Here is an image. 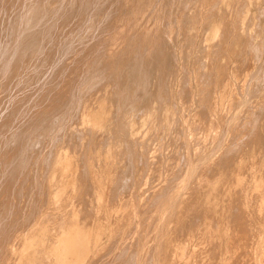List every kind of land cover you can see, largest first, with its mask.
<instances>
[{
	"label": "rangeland",
	"instance_id": "1",
	"mask_svg": "<svg viewBox=\"0 0 264 264\" xmlns=\"http://www.w3.org/2000/svg\"><path fill=\"white\" fill-rule=\"evenodd\" d=\"M10 1L13 2L12 0H10ZM38 1H42V0H37V3H35L36 0H14L15 4H14V2L11 3V5L13 7H10L11 5H10L9 0H8V2H7V0L6 1L0 0V16H1L0 17V120L3 119V121H0V125L3 126V127L0 126L2 129V130H0V131H2V132H0L1 133L0 134V144H1L0 145V162H1V164H0V176H1V174H3L4 176L7 174V177H8V178H6V176L4 178H3V176L0 177V183L2 185V186L0 185V194H2L0 196L3 198V200H2V198L0 197V205H1L0 206L1 207L0 208V227L3 228V229L0 228V234L3 233L5 235L4 236L2 234V239L0 238L1 239L0 240V249L4 245L3 249L5 251L4 252L1 249L2 250V252H1V250H0V264H10V262H11V264H54V263L57 264L56 261L58 262V264H63L64 262H61V260L58 259V256H59L58 253L59 252L57 251V247L60 246V244L58 245L59 242H58L57 238L65 237V235H64V233H62V231L57 232L59 230L58 227L60 228V226L62 224H63L62 226L64 228H66L65 226L67 224H68L67 228H68V226H69V228L71 227L70 229L68 228L67 231H69V230L73 231V228L79 229V227L80 228L83 227L86 229L87 233L89 234V235H87L89 237L86 238V240H85V241H87V240L89 241L87 243L85 242V244H87L88 247L85 250L82 249L85 245L84 244L82 246V248L80 249L81 255H79V257L76 256L75 258L71 257L69 260L72 259V261H73V258H74V261L68 262V260H67V261H65L66 263H64V264H69V263L78 264L80 262V260L82 259V258H80L82 256L83 257L85 256V258H84L85 260L82 264H91V263H93V264H126L127 261H129L130 262L129 264H131L132 259H130V258H132L133 253H134L133 254L134 259H133L132 264H164V263L165 264H171L172 262H173V264H183V263L184 264H205V261L207 259L208 260L206 261L207 262L206 264H233V262H234L233 260H235L234 258H236V260H238L239 264H264V222H263L264 221V215H263L264 214V182H263L264 181V177H263V175H264V161H263L264 160L263 159L264 152L262 150V149H264V142H262V141H264V137H263L264 135H262V134H264V130H263L264 129V122L261 123V119H260V118L264 119V116H263L264 112L262 113V111L264 109V78L261 80V82L255 81L257 76L259 75L257 73H259L261 70H264V69H262L264 67L263 66L264 65V0H253L254 4L249 3V2L247 3L246 0H230L229 4H232V5H231V7L229 5V7L227 9L223 7V4H221L220 0H192V1L191 0H183V1L182 0H58V1L57 0H55V1L54 0H50V1L44 0V2H46V3L48 1L49 5H48V3L44 4L43 1L42 2H38ZM5 2L7 4V6H6ZM50 2H54V3H50ZM35 4H36L37 8H36ZM39 4H40V6H39ZM216 5H218V6H216ZM2 6H4L6 9L4 7L2 8ZM14 6H16L15 8L17 10L19 9V11H16ZM30 6H31V8H30ZM210 6H211V8L212 7L213 8L211 9ZM7 7H10L9 10ZM33 8L36 11H33ZM1 9H2V11H1ZM3 10H5V12H3ZM7 10H8V12H7L8 14L6 13ZM11 10H12V12H11ZM14 10L16 11V12H14V14L16 15L15 17L13 14ZM67 10L69 11V13ZM222 10H223V12H222ZM62 11H63V13H62ZM210 11H213L214 13L216 11L215 16L217 19H219L218 21L221 22L222 33L220 34L219 42H217V45L220 46V49H219V46L216 45L215 51L218 53H216L214 51L212 57H210V58H212V61L214 64H215V60L217 59L216 60L217 64L214 65L211 62V59H209L205 66L208 65V67L209 66L210 67L205 68V70L207 71L206 74L201 75V73L204 70L201 67H199L200 60L202 59V56L205 54V52H204L205 47L209 44L210 41H212L211 36H210V30H209V24L211 23V20H212L211 16L209 15ZM10 12H11V14H10ZM17 12H18V15H17ZM204 12H205V14H204ZM36 13L39 15L37 16ZM48 15H49V17H48ZM5 16H8V18ZM16 17H17V19H16ZM62 17L65 20V22H64V20H61ZM221 17H223V18H221ZM245 17H246V19H248L249 21H252L255 24L253 33H251L252 35H250L249 37L247 35H243L240 28H239V31L237 29L238 28L237 23H236L237 20L239 19V21H241ZM208 18H210V19H208ZM47 19H48V21H47ZM11 21H13V23H11ZM234 21H235V23H234ZM42 23H44V24H42ZM12 24H13V26H12ZM46 25L49 26V29L47 32H45L46 29L48 28V26L46 27ZM239 26H240V24H239ZM231 29H232V32H231ZM1 30H2V32L4 31V34L1 33ZM32 31H33V33H32ZM50 31H51V33H49ZM29 32H31L30 35H29ZM34 32H35V34L36 33L39 34V35H36L39 38L34 35ZM45 33H47V34H45ZM75 33H77V34H75ZM73 34H74V36H73ZM46 35H48V37H46ZM53 35H54V37H53ZM68 36L70 38L72 37L74 39L69 40L70 38ZM85 36H86V38H85ZM224 36H225V39H224ZM76 37H77V39H76ZM43 38H45L46 41ZM52 38H53V40H52ZM9 39H11V40H9ZM252 39H253V41H252ZM64 40H66V41L64 42ZM5 41H6V43H5ZM49 41H50V43H48ZM66 42H67V46H66ZM21 44L23 46H25V44H26V46L28 48L26 46L25 47L20 46ZM42 44H44V45H42ZM221 45L224 49L221 47ZM60 46L63 49H60ZM65 48H66V50H65ZM200 49L201 50L203 49V51H201ZM58 50H60V51H58ZM219 51L220 52L223 51V52L219 53ZM27 52L29 55L27 54ZM26 54H27V57H26ZM56 54H59V56L57 57ZM21 55H22V57H21ZM139 55L141 58L139 57ZM214 56H216V57H214ZM220 56H221V58H220ZM228 57H230V58H228ZM3 58H5V59H3ZM14 58L15 59L17 58V59L15 60ZM198 59H200V60H198ZM195 60H196V62H195ZM225 60H227L228 62H226ZM223 61H225L226 63H224ZM15 62H16V64H15ZM78 62L80 64H78ZM237 62H239V64ZM23 63L25 64V66ZM63 63L66 65V67ZM73 63H75V64H73ZM48 64H50V65H48ZM87 65H90V66H87ZM71 66H75V68L72 69L73 67H71ZM85 66L89 67V68L91 67V68L87 69V68H85ZM127 66H128V69H127ZM15 67H16V71H15ZM60 67H61V69H60ZM69 67H71V68L67 69ZM22 68H24V69H22ZM63 68L64 69L66 68V69L64 70ZM216 68L218 69V71ZM10 69L11 70L13 69L12 73L11 72L8 73ZM56 69H57V71L61 70L60 71L61 73H58L56 71ZM62 69H63V72H62ZM208 69H210V70H208ZM78 70H80L81 72ZM83 70H86V71H84L85 74H83V72H82ZM87 70L89 72H87ZM194 70H195V72H194ZM231 70L234 72L237 70L238 72L237 73L235 72V76H234V72H232ZM55 71L58 73V75ZM67 71L68 72L70 71V72L68 73ZM71 71H72V73H71ZM77 71H78V73H76ZM139 71L142 73H140ZM18 72H19V74H17ZM53 72L56 74H52ZM74 72L79 76L74 74ZM190 72L193 75H191ZM215 72H216V74L217 73L218 74L216 75ZM64 73H65V75H64ZM9 74H13V75H10L11 78L9 77ZM30 74H32V75H30ZM35 74H37L41 77H38ZM66 74L69 76V78L66 76ZM199 74H200V76H199ZM94 75H96V77ZM215 75H216V77H215ZM219 75H221V76H219ZM88 76H90V77H88ZM140 76H141V78H140ZM34 77H35V80L37 79L36 82H35V80L33 81ZM53 77L56 78L57 81ZM62 77H64V78H62ZM207 77H209V78H207ZM217 77H218V79H217ZM231 77H232V79H231ZM263 77H264V73H263ZM7 78H8V81H7ZM23 78H24V80H23ZM76 78H77V80H76ZM159 78H161V79L159 80ZM9 79H12V80H9ZM25 79H26V81L28 79V81L26 82ZM52 79H53V82H52ZM63 79H66L67 81L63 80ZM92 79H93V81L91 82ZM141 79H144V80H141ZM211 79H212V81H211ZM223 79H225V80H223ZM29 80H31V82ZM200 80H202V81H200ZM13 81H15V82H13ZM32 81L35 83H33ZM62 81L67 82V85L65 84V82L62 83ZM72 81H74V83H72ZM95 81H96V83H95ZM228 81L231 83H229ZM224 82H225V84L227 83V86L224 84L225 87L223 85ZM241 82H242V84H241ZM1 83H3V85ZM7 83H8V85H7ZM25 83H28V84L26 85ZM201 83H202V85H201ZM208 83H210V84H208ZM22 84L26 85V86H23ZM60 84L62 85V87ZM63 84H64V86H66V90H67V86H68L67 91L64 90L65 87L63 86ZM231 84L234 87L230 86ZM20 86H21V88H20ZM46 86H47V88H46ZM71 86H72V89H71ZM91 86H92V88H91ZM99 86H102V88ZM236 86H237V88H236ZM1 87H2V89H1ZM50 87L52 90H49ZM138 87L140 88V90ZM207 87L209 88L208 90H207ZM227 87H229V88H227ZM36 88H37V90H36ZM62 88H64V89H62ZM80 88H81V90H80ZM225 88H227V90ZM240 88H241V90H240ZM9 89H10V91H9ZM33 89H35V90H33ZM74 89H75V91H74ZM101 89H103V90H101ZM233 89L236 91H234ZM29 90H31V91H29ZM70 90H71V92H70ZM77 90L80 92L77 93ZM130 90H131V92H130ZM228 90H229L230 94L228 93ZM33 91H35L34 94L32 93ZM45 91H47V92H45ZM183 91L186 93H183ZM42 92H45V93L41 94ZM52 92H57L56 93L57 95L55 93H52ZM203 92H204V94L206 93L205 96H204V94H202ZM37 93L38 94L40 93V94L38 95ZM65 93L67 94L66 96H65ZM5 94H6V96H5ZM26 94L27 95L29 94L31 97L27 96ZM50 94H53V95H50ZM59 94L61 95V98H60V96H58ZM71 94H74V95H71ZM185 94H186V96L188 94L189 98L185 97V100H184V98H182V97H184ZM211 94H213V96ZM218 94L222 96V99H223V96L226 95L224 97L223 102L220 98L221 96H219ZM228 94H229V96H228ZM36 95H37V97H36ZM46 95H47L48 101L51 99V97L52 98L54 97L56 100L54 99L53 101L51 100V101L47 102V99H45ZM206 95H208V97ZM233 95H235V96L232 97ZM4 96L6 97V99ZM21 96H24L25 99H26V97H28L26 99L27 102L24 100L23 97L21 98ZM39 96H40V98L45 97L44 98L45 101L42 100L43 98L40 99ZM63 96L65 97V99ZM81 96H83V97H81ZM217 96H219V98ZM236 96H237V98H236ZM49 97H50V99H49ZM17 98H19V99H17ZM37 98H38V100H37ZM108 98H110V99H108ZM197 98L198 99L200 98V100H198ZM227 98H228V101H227ZM231 98H232V101H231ZM4 99H5V101H4ZM33 99H35L34 101L37 100V103L41 104V105L34 107L38 104L36 102H35L36 103L35 104ZM186 99L188 102L186 101ZM210 99H212V101ZM214 99H216V100H214ZM258 99H260V100H258ZM6 100H7V102H6ZM15 100L18 102V104H16L17 102H14ZM41 100L44 102L42 103ZM225 100H226V103L228 105L226 103H224ZM39 101H40V103H39ZM62 101H63V103H62ZM183 101H185L186 103ZM199 101H200V103H199ZM217 101H218V104H217ZM229 101L231 104L228 103ZM258 101L261 103H259ZM201 102L203 105L201 104ZM219 102L220 103L222 102L224 104V106H226V107L228 106L229 108H230V105H232V107H231L232 109L230 108V110H229V113L231 116H229V118H228V122H227L228 128L226 127L227 130L226 129L223 130L224 127L221 124L224 125V122L221 119L214 120L215 122L212 123L213 129L215 130L214 131V137H212L213 139L207 138L210 140V141L209 140L207 141V139H205L204 135H205L206 131L209 129V127L207 125V123L209 124V122H208L209 118L208 117H209L210 112L212 111V108L215 107V104L219 105L220 104ZM46 103H47V107L49 109H52V108L56 109V107L58 106L60 109V112H59V110H57L58 107L56 110L52 109L53 111L47 109ZM48 103L50 104L49 106H48ZM222 103L219 105L220 108L217 106L215 108H217L218 110H220L221 108H225V107L221 106V105H223ZM252 103L253 104L257 103L256 105H258V106H256L254 104V107H253ZM51 104H53V105L51 106ZM204 104H206V105H204ZM233 104H235V105H233ZM10 105H12V106H10ZM16 105L19 108H17ZM28 105H32L33 107H30ZM55 105H56V107H54ZM184 105H186V107ZM44 106L46 107V109L44 108ZM203 106H204V110L202 112ZM13 107H16V108H13ZM42 107H43V110L48 111V112L44 111L46 114L47 113L49 114V112L51 113L49 115H52V112L56 111L55 113H53L54 116L56 114V118H54V116H49L48 114H47L48 116L47 115L45 116L44 115L45 113L42 112L43 110L41 111ZM196 107H198V109ZM11 108L13 110H11ZM207 108L208 109L210 108V109L208 110ZM250 108H253V109H250ZM16 109H18V110H16ZM23 109H24V112H23ZM8 110H9V114H8ZM10 110H11V112H10ZM38 110L41 111L40 112L42 115L41 118H44L43 120H41V122H39L40 113L38 112ZM71 110L73 113L71 112ZM248 110H251V111H248ZM255 110H256V112H255ZM257 110H258V112H257ZM13 111H15V114ZM207 111L209 112V114H207L208 113ZM30 112H32L31 115L35 114V112H36L35 115H36V117H38L36 119L37 120L39 119V120L37 121L34 118L35 115L34 116L32 115L33 116L32 117L30 115ZM63 112H65V113L62 116ZM11 113H13V116ZM204 113H206L207 115L206 114L203 115ZM198 114L200 116H198ZM2 115H4V116L2 117ZM7 115L8 116L11 115L9 118L12 119V117H13V119L10 120L9 118H5V117H8ZM65 115L67 116L66 118H65ZM195 115H196V117H195ZM204 116H206V118ZM256 116H258V117H256ZM46 117H48L46 119L47 122L49 121V124L52 123L50 126L45 121ZM51 117H53V118H51ZM183 117H184V119H183ZM67 118H68V120H67ZM195 118H197L198 120L200 119V120L198 121ZM242 118L244 120H242ZM19 119L20 120L22 119V120L19 121ZM28 119H30L29 120L30 122L28 121ZM204 119H206V121ZM245 119H246V121H245ZM8 120L10 121V123ZM24 120L28 121L29 123H31V122L35 123L37 121L36 122L37 124L35 123V125L38 126V124H40L38 126L39 128L36 126L38 129L35 128V131H34L33 130L34 129V127H33L34 123H31L32 124V125H30L31 128H29V125L27 126L28 122H26ZM50 120H52V122ZM195 120H196V123H195ZM6 121L8 122L9 125L5 124ZM62 121H64V122H62ZM253 121H254V123H253ZM53 122H54V124H53ZM55 122H56V124H55ZM189 122H190V125H189ZM220 122H222V123H220ZM238 122H239V124H238ZM241 122H243V123H241ZM15 123H17L20 126H18L17 124L14 125ZM21 123L23 124V126L21 125ZM257 123L261 124L260 127H259V124H257ZM243 124H244L245 128L243 127ZM52 125H53V128L51 127ZM66 125L67 126L69 125V126L67 127ZM183 125H184V127H183ZM216 125L217 126L220 125V126L217 127ZM13 126L15 129L13 128ZM65 126H66V128H65ZM189 126H190V128H189ZM206 126L208 128H206ZM5 127H6V130H5ZM25 127H26L27 132L29 131V129H32V127H33V129L28 132L30 134V136L33 135L34 139H32V141H30L32 136L30 137L26 132H23V133L21 132V131H24ZM46 127L49 128V130ZM74 127H75V129H74ZM215 127H216V129H215ZM258 127H259V129H258ZM44 128L47 129V130L46 129L45 130L48 133L43 132V131H45ZM83 128L85 130H83ZM179 128H180V130H179ZM192 128H194L195 130ZM200 128H204L206 130L200 129ZM251 128L253 130H251ZM16 129H17V131H16ZM78 129L80 131V135H79ZM254 129H255L256 135L253 132ZM36 130H38V131L36 132ZM39 130H41V133ZM58 130H60V131H58ZM66 130H68V132ZM178 130H179V133H178ZM188 130L191 132H189ZM193 130H194V132H193ZM259 130H260V132H257ZM4 131H6V132H4ZM115 131H116V133H115ZM199 131L201 132V134H198ZM229 131H232V132L229 133ZM261 131H263V133ZM18 132H21L20 135ZM75 132H76V136L74 134ZM203 132H204V134H203ZM240 132H241V135H240ZM251 132H253V134H251ZM16 133L18 136L16 135ZM34 133H36V134H34ZM40 134H42L44 136L42 137V136H40ZM58 134H60V135H58ZM112 134H113V136H111ZM82 135L85 138H83ZM192 135H194V136H192ZM197 135H200V136L198 137ZM249 135L251 136V138L249 137ZM254 135L256 136V138L254 137ZM21 136H24V138H22V140L20 138ZM34 136H36V137H34ZM54 136H56L57 138H55ZM102 136H105V137H102ZM114 136H116V137L114 138ZM157 136H159L160 138L159 137L157 138ZM178 136H181V137H178ZM201 136L205 142L204 141L200 142L199 139H201ZM16 137L18 139H16ZM59 137H60V139H59ZM228 137H229V140H228ZM252 137L255 138L256 140L255 139L252 140L253 139ZM4 138H6L7 141H5ZM94 138H95V140H93ZM220 138H221V140H220ZM26 139H27V141H26ZM28 139H30V140L28 141ZM65 139H67V140H65ZM79 139H80V142H78ZM81 139H83L84 141ZM101 139H103L104 142ZM180 139H181V141H180ZM261 139H262V141H261ZM18 140H19V142H18ZM96 140H98V142ZM169 140L171 141V143H169L170 142ZM226 140L228 142H226ZM258 140H259V142H258ZM62 141L63 142L65 141V142L63 143ZM68 141H69V143H68ZM176 141H178V142H176ZM229 141H230V143H229ZM248 141L250 143H248ZM254 141L256 142V145H255ZM25 142H27V143L24 145ZM252 142H254L253 146L251 145ZM96 143H98V144H96ZM105 143H106V145H105ZM260 143L263 145H261ZM11 144H13V147ZM20 144L23 147H20ZM67 144L69 145V147H72V146H74V147L69 148ZM95 144H96V146H95ZM175 144H177V145L179 144V145L177 146ZM17 145L19 146L18 148H17ZM199 145H200L201 150L198 149ZM249 145H251V146H249ZM158 146H160V147H158ZM231 146H234V147H231ZM11 147L13 148L12 150H11ZM67 147L69 148L70 152L75 151L74 154H73V152H71L72 155L69 154L70 153V152H68L69 150H66ZM203 147H205V148H203ZM224 147H225V149H224ZM250 147H252V148H250ZM77 148H79V149H77ZM169 148H170V150H169ZM174 148H176V149H174ZM247 148L251 149V150H246ZM239 149H243V150H239ZM16 150H17V153L21 150V153L19 155L16 154ZM190 150H191V152H190ZM193 150H195V151H193ZM255 150L256 151L259 150L260 153H259V151L257 153ZM231 151H232V154H230ZM240 151H241V153H240ZM243 151H244V153H242ZM59 152H61V154ZM245 152L246 153L249 152V153L245 154ZM9 153H11V157H10ZM155 153H157V154H155ZM220 153H223V154L220 155ZM68 154H69V157L72 156L73 158H71V157L69 158ZM174 154H176V155H174ZM180 154L182 157L180 156ZM238 154H241L242 156L241 155L239 156ZM7 155H9V156H7ZM12 155L14 157H16V159H14ZM172 155L174 157H172ZM217 155H219V156H217ZM246 155H249V158H247ZM254 155L258 159H256ZM257 155L260 157V159H263V160L259 161V157H257ZM4 156H6V158ZM60 156H61V158H60ZM80 156L82 158H80ZM176 156H178V157H176ZM221 156H223V157H221ZM227 156H229V158ZM253 156L255 159L252 158ZM3 157L5 159H8L7 157H9L12 160L11 161H10V159L5 160ZM169 157H170V159H169ZM220 157L224 160V163L226 162L227 164H229L228 166L231 168V170H232V168L233 169L235 168L234 169L235 171H236V169L240 170L242 167H245V164L247 165V169L242 168L241 173H240V171H239V173H237L238 170L236 172L234 170H232L234 172L235 176H236V174H237V176H239V177H237V176L235 177L233 175V172H231L230 168L227 166V164L222 163L223 160ZM225 157H227V159H226L227 161L228 160H230V161L227 162L224 159ZM237 157H240L242 159H240V158L237 159ZM155 158L157 159V161ZM231 158H233V159H231ZM18 159L20 162L17 161ZM21 159L23 160V164L21 163L22 162ZM60 159H62L63 164L59 163ZM125 159H126V162H125ZM175 159H177V160H175ZM179 159H180L181 163L179 162ZM245 159H249V163ZM250 159H251V162H250ZM13 160L15 161V164L20 165L22 170H20V168H19L20 171L17 170L19 165L13 166L14 165ZM79 160H81V161H79ZM220 160L222 162H220ZM240 160L241 161L243 160V161L240 162ZM16 161H17V163H16ZM153 161H156V163ZM170 161H172V162H170ZM195 161H196V164H193V163H195ZM246 161H247V163L244 164V162H246ZM253 161L255 163V166L253 165L254 164ZM257 161H259L260 164ZM261 161H263V163ZM80 162L82 163V165ZM177 162H178V164H177ZM232 162L234 163L235 166L233 165ZM157 163L160 166L156 165ZM256 163H258L259 165ZM181 164H182V166H181ZM207 164H210L211 166L208 165L209 166L208 167ZM238 164H239V167H238ZM249 164H252V165L249 166ZM22 165H24V167H22ZM79 165H81V166H79ZM154 165H156L157 167L159 166L158 169H160V170H157V168H155L156 166H154ZM203 165L206 166L208 171L206 170V168ZM225 165L227 167V168L225 167V169L227 171L226 170L222 171L224 169ZM236 165L238 168L236 167ZM256 165H258V167ZM1 166H2V168H1ZM100 166L102 167V169ZM127 166H128V168H126ZM248 166L250 168H248ZM81 167H82V169H81ZM152 167H154V169H156V170H153ZM182 167H183L184 171H182ZM210 167H212L211 168L212 170L210 169ZM251 167L253 169H251ZM78 168H80V169H78ZM216 168H218L217 171H216ZM256 168H259V169H256ZM3 169H5L4 172H3ZM127 169H129V171L127 172V175H128V173H129V175L125 176ZM203 169H204V171L202 172L201 170H203ZM10 170L14 173H12ZM81 170L84 171V174L80 173ZM118 170H120V171H118ZM218 170H220V171L218 172ZM242 170H244V172H247V173L242 174V172H243ZM245 170H247V171H245ZM251 170H253V171H251ZM5 171H6V173H5ZM179 171H180V173H179ZM212 171L214 172L213 173L214 175H212ZM9 172H10L11 176H13L12 174H16L18 172L16 174L17 178H16V175H14L15 177L14 176L13 177L8 176ZM78 172H79V174H78ZM215 172L219 173V175H217ZM225 172H228V174ZM26 173H27V175H26ZM69 173L71 176H68ZM223 173H225V176H220V175H224ZM229 173L232 175V177ZM155 174H157V175L159 174V175L156 176ZM238 174H240V175L242 174V175L240 176ZM246 174H248V175H246ZM258 174L261 176V178ZM227 175H228V177L230 175V180L235 179L234 180L235 183L238 181V179L241 180V181L239 180L237 182V183H239V185L235 184L234 181L231 180V183L233 182L232 184L233 185L235 184L237 186V189L241 190V191L239 190L240 192H238V190H236V186L232 187L231 184L228 183L230 181H228L229 178L226 177ZM256 175H258L259 178L256 177ZM22 176H25V177H22ZM66 176H67V178H66ZM82 176H83V178H81ZM155 176H156V178L158 177V180L154 179ZM177 176H179V178ZM198 176H201V177H198ZM215 176H216V178H214ZM243 176H244V178H243ZM85 177L87 178V181L85 180L86 179ZM217 177H219L220 179H218ZM225 177L228 180H226ZM190 178H191V180H190ZM199 178H201V179H199ZM204 178H206L205 181H202V180H204ZM211 178L213 179L212 181H211ZM221 178L225 179L226 185L228 186V184H229L228 187L232 191H230V189L228 187H225L226 186L225 185L222 188L224 190L220 189L221 187L217 190L218 186H216V191H218V193L217 192H216V194L209 193L208 192L210 190L209 188L212 187L211 183L215 182L213 185H215L216 183L218 184L219 181H221ZM1 179H3V181L5 179V182H3ZM12 179H14V181ZM79 179L80 180L82 179V181H80ZM173 179H175V181ZM247 179H249V180L246 182ZM255 179H259V180H255ZM6 180L7 181L9 180L8 181L9 184L7 183ZM76 180H78L79 182H77ZM122 180H123V182H122ZM168 180H170V181H168ZM193 180H194V183H193ZM215 180H217V181H215ZM12 181H13V183H12ZM15 181H16V183H15ZM63 181H64V185H63ZM85 181L88 182L89 185H88V183H85ZM199 181H201L200 184L203 186V188L204 187L205 188L207 187V188L206 189H200L199 188L200 187ZM208 181H210V182H208ZM80 182L82 184H79ZM125 182H126V184H125ZM117 183H119V184H117ZM195 183H196V185H195ZM208 183H210V186ZM240 183H242V185ZM246 183H247V185H246ZM19 184H20V186H19ZM43 184H44V186H43ZM197 185H198V187H196ZM243 185H245L244 188H243ZM249 185H251V186H249ZM78 186H80V188ZM88 186H91V187H88ZM118 186H122V188L121 187L119 188ZM160 186H161L160 189L163 190L164 192H162L159 189ZM202 186H201V188H202ZM238 186L239 187L241 186V187L238 188ZM1 187H3L4 190H2ZM6 187L8 190L5 189ZM8 187H10V190ZM69 187H71V191H69L70 190ZM163 187L165 188V190L162 189ZM13 188H14V190H13ZM85 188H86V190H85ZM196 188H199V189H196ZM67 189H68L67 193L71 192L70 194H66ZM227 189H229V192ZM245 189H246V191H245ZM253 189H254V191H253ZM1 190H2V192H1ZM87 190L89 192L91 190L92 191H91V193H89ZM226 190L228 193H231L230 196H226V194H227ZM3 191L6 193L4 194ZM12 191H14V192H12ZM81 191H83V193L79 194ZM197 191H198V193H196ZM199 191H201L202 193ZM242 191H244V192H242ZM85 192H86V194H85ZM109 192H111V194ZM116 192L120 195H117ZM210 192H212V191H210ZM235 192L236 193L238 192V194L239 193L240 194L236 195ZM258 192H259V194H258ZM200 193H201V195H199ZM208 193L211 195H209ZM223 193L226 196L224 198L225 202H223V197H224V196H222ZM232 193L234 195H232ZM91 194H93V196ZM95 194H97V195H95ZM186 194H188V195H186ZM205 194L208 197L212 196V198H213V195L216 196L218 194L217 197L214 198L213 200L210 197L212 202L214 201L217 203L216 204L214 202L211 203V201L208 202L209 198L207 197L208 198L207 199L206 196H204ZM252 194H253V196H252ZM62 195L65 197H68V195H69V197H68L69 200L68 201H67V199L65 200V198ZM79 195L80 196L82 195L81 198L83 197V199H81ZM85 195H86V197H85ZM189 195L193 196V197L191 196L192 197L191 200H190L191 197ZM245 195H247V196H245ZM101 196H102V205H101V200H100ZM198 196H200V197H198ZM43 197H45V198H43ZM114 197H116L117 199ZM196 197L199 199H196ZM228 197H230V198L232 197V198L231 199L229 198V201H227ZM5 198H7V199H5ZM12 198H13V200L16 201V202L14 201V203L18 202L17 203L18 205L13 204ZM42 198H43V200H42ZM86 198H88V199L86 200ZM109 198H111V199H109ZM113 198H114V200H113ZM122 198H126V199L128 198L129 201L126 199H125L126 200L125 201ZM255 198H257V200ZM142 199H143V201H142ZM250 199L252 200V202ZM6 200H7V202H6ZM84 200H85V202H84ZM197 200H198V202H196ZM203 200L206 202H204ZM78 201L81 202L80 205H79ZM87 201L89 203H87ZM93 201L95 203H93ZM122 201H124V202H122ZM191 201H193V202H191ZM237 201H239V202H237ZM243 201H246V202H243ZM5 202H6V204L8 203L7 204L8 206L7 205L4 206ZM71 202H73V203H71ZM74 202H75V204H74ZM125 202H129V203H125ZM188 202H189V204H188ZM234 202H236L237 204L236 203L234 204ZM84 203H85V205H84ZM191 203H192V206H191ZM201 203H203V205ZM208 203L209 204L211 203L213 205L212 206L210 205L211 206L210 207ZM222 203L224 205L226 203V205L223 206ZM43 204H44V206H42ZM124 204H126V205H124ZM127 204H129V205H127ZM199 204L202 207L205 206L206 204L207 205H206V207H204L205 209H203ZM214 204H215V206H214ZM241 204H243V207L241 206ZM2 205H3V209H2ZM15 205L17 207H15ZM74 205H76V206L78 205V207L80 206L81 214L76 211V210H79V208L74 206ZM94 205H95V207H94ZM109 205H111V207ZM197 205H199V206H197ZM261 205H263V206H261ZM88 206H89L88 209L92 208L93 210L92 209L88 210L87 209ZM100 206H103V208L101 209L102 212L105 209L107 211V218L104 220H101V221H100L101 214L96 215L97 210ZM126 206L130 210H128L126 208ZM237 206H239V207H237ZM254 206H255V208H254ZM259 206H261V207H259ZM67 207L68 208L74 207L77 209L76 210L74 208L68 209ZM213 207H217L218 209L220 208L221 210L219 209L220 211L218 210V212H217V210H216L217 208H213ZM232 207H234V208H232ZM244 207L247 209H245ZM5 208L8 209V210L6 209L7 212L4 211ZM120 208L123 210H121ZM182 208H184V210ZM225 208H227V209L224 210ZM235 208H236V210H235ZM243 208H244V211H242ZM1 209L5 213H7V215L3 211H1ZM29 209H30V211L32 209L30 214L27 212V211H29ZM65 209H66V212L64 211ZM197 209H199L198 210L199 215H198V213H195V212H198V211H196ZM237 209H239L241 211H239ZM248 209H250V210L252 209V210L250 211ZM9 210L11 213L14 211L13 213H15V214L12 213L13 215H11ZM17 210H18V212H17ZM33 210L35 212H33ZM68 210L71 212L72 216H69V217L66 216L65 220L66 221H67V219L69 221L71 220V223L63 220L64 216L68 214V212H69ZM72 210L73 211L75 210V211L73 212ZM192 210H194V212ZM209 210H212L211 213L209 212ZM24 211H26V212H24ZM121 211L122 212L124 211V212L122 213ZM16 212L19 215H17ZM20 212H22V213H20ZM203 212H204V214H203ZM214 212H216L217 214H215ZM251 212H252V214H251ZM73 213H75V214L73 215ZM219 213L223 214L222 215L223 217L222 216L220 217L221 214H219ZM249 213H250V216H247ZM20 214L22 215L21 217H20ZM24 214H26V215H24ZM78 214H79V216H78ZM14 215H16L17 217ZM33 215H35V216H33ZM61 215L62 216L64 215L63 218L61 217ZM68 215H70V214H68ZM205 215H207V216H205ZM212 215H215V216L219 215L217 217L219 219H214L216 221H213V219L211 218ZM229 215H231V216L228 218ZM261 215H263V216H261ZM24 216L25 217L28 216V218L32 222L30 220H28L27 217L25 218ZM47 216H49V217L47 218ZM50 216H52V217H50ZM54 216H56L58 218L57 219L55 217L57 220H60V221L63 220L62 222H59L61 224H59L57 222L58 224L56 223L57 224L56 225L54 223V222H56V219L53 218ZM82 216L84 217V219ZM95 216H97L96 220H95ZM4 217H5L6 221H5V219H3ZM8 217H10V219ZM43 217L47 218L46 219L48 221V222L46 221L47 224L44 223L45 218H43ZM203 217H205L206 220L209 218L208 220H210V221H208V220H207L208 222L205 221V219ZM22 218L26 219L28 223L30 221L29 224H31V225H29L27 222H25V220H22ZM114 218L115 219L118 218V219L115 220ZM220 218H222V219H220ZM224 218H225V221H224ZM251 218H252V221H251ZM7 219L9 221L11 220L10 223H9V221H7ZM41 219H43V220H41ZM89 219H91L92 222L89 221ZM154 219H155V221H154ZM194 219H196V221L198 219L197 223H195L196 221H194ZM1 220L3 221V223ZM12 220H14V221H12ZM19 220H20V223L15 224V221L19 222ZM40 220H41L42 224H41ZM73 220L75 222H77L78 226L77 225L75 226L76 223L73 222ZM83 220H84V222L86 221L87 225H89V226H90V222H91V226L87 227V225L85 223H83ZM185 220L187 222H185ZM241 220L245 224H243ZM22 221H24V222H22ZM64 221L66 222V224ZM204 221L207 222L208 224L211 223L209 226L206 223V229H205V223H202ZM219 222L224 223V225L221 223L222 225H220V226H222V227L219 230H217ZM251 222H253V223H251ZM25 223H27V224H25ZM102 223H103V225H102ZM187 223H189V224L186 225ZM199 223H201V224H199ZM1 224H3V225H1ZM69 224L70 225L72 224L73 226H70ZM215 224L216 225L218 224L217 227ZM4 225L8 226V227H6V230L4 229V227H5ZM13 225H14V227H13ZM16 225L19 227H17ZM55 225L58 226L57 229H56ZM171 225H172V227H171ZM181 225H182V227H181ZM248 225H249V227H248ZM253 225H255V226H253ZM21 226H22V228H21L22 231L20 230ZM43 226H45V227H43ZM48 226H49V228H48ZM177 226L179 229L181 227L183 230L182 229H180V231L177 230L178 229ZM201 226L204 227L203 228L204 230L202 229ZM228 226L230 229L228 228ZM240 226H241V228H240ZM243 226H245V227H243ZM40 227L41 228L43 227V228L40 229ZM53 227H55V228H53ZM214 227H216V228H214ZM250 227H252V228H250ZM18 228H19V231H18ZM34 228H36V231L37 232L39 231V232L36 233ZM83 228H81V229L83 230ZM184 228L187 232L184 231ZM209 228H211L210 229L211 231L209 230ZM231 228L234 232H236V234H234V232L231 230ZM238 228H239V230H238ZM256 228L258 230H254ZM259 228H261V231L259 230ZM37 229H40V230H37ZM43 229H45V231H43ZM51 229H53V230H51ZM76 229H74V230L76 231ZM200 229H201V231H200ZM207 229L209 232L207 231ZM221 229H223V230L221 231ZM224 229L226 230V232L224 231ZM14 230H16L18 232L15 231V233H14ZM61 230H63V229H61ZM98 230H99V233H98ZM229 230L232 232H230ZM251 230H252V232H251ZM6 231H7V234H5ZM31 231H33V233ZM41 231L42 232H49L48 233L49 237L51 236L50 233H53L51 237H53V235L55 233V235L57 234L56 235L57 238H56V236H54L53 238H51V237L49 238V237H47L48 236L47 234H45V233L42 234ZM86 231H85V233H86ZM175 231L176 232L179 231V232L175 233ZM204 231H205V234L203 233ZM216 231H218V232H216ZM219 231L221 233H224V235L222 234V237H221V235L219 236V234H220ZM237 231H239V233ZM173 232L176 235L174 237H173V235H174ZM11 233H12V235H10ZM13 233L16 236H13L14 235ZM72 233H75V232H72ZM179 233H181V234H179ZM182 233L185 234L188 238L185 235H183ZM210 233H211V236H210ZM261 233H263V234H261ZM44 234L46 235L45 237L41 236ZM60 234H63L64 236L63 235L60 236ZM199 234H201V235H199ZM217 234L220 237V239L222 238L225 241H223L222 239L219 241V237L217 236ZM27 235H29L30 237ZM170 235H171L170 238L171 239L173 238V240L176 241L177 243L174 242L173 240L171 241V239L169 238ZM202 235H204L205 238ZM26 236H27L29 241L24 240L26 238ZM34 236L37 239L36 241H38V242L35 241L37 244L34 243V240H35V238H33ZM179 236H181V239L178 238ZM199 236H201V238H204V239L201 240V238ZM224 236H226V238ZM254 236H255V239H254ZM41 237L43 238L44 241L42 240ZM46 237H47V239H46ZM176 237H177V240H176ZM213 237L215 238V240L218 241L219 244L217 243V241L215 242V240H214V242H212L213 241L212 239H214ZM233 237H235V238H233ZM186 238H187V241H185ZM236 238H238V239H236ZM248 238H250V239H248ZM49 239H51L52 241ZM189 239L190 240L192 239V240L190 241ZM234 239H236V240H234ZM10 240H12V241H10ZM180 240H182V241H180ZM200 240H201V242L199 243ZM254 240H256V241H254ZM40 241H42V242H40ZM53 241H55V243H57V244H53L54 243ZM205 241L206 242L208 241V242L206 243ZM231 241H232V243H231ZM235 241H237V242H235ZM8 242H10V243H8ZM172 242H173V244H172ZM181 242L185 245H183ZM186 242H188V243H186ZM197 242L199 244H197ZM238 242H240V243H238ZM243 242H244V245L242 244ZM1 243H2V245H1ZM25 243H26V245H25ZM112 243H113V245H112ZM151 243H152V245H151ZM201 243H203V244H201ZM216 243H217V245H216ZM221 243H222V245H221ZM34 244H35V246H33ZM48 244H49V246H48ZM50 244H51V246H50ZM154 244H155V246H154ZM188 244H189V246H188ZM212 244H213V247H212ZM231 244H232V247H231ZM238 244L242 245V249H241V246ZM245 244H246V246H245ZM13 245H15L14 248H13ZM36 245H37V247H36ZM173 245L175 246V248ZM181 245H183V246H181ZM196 245L198 247L200 246L199 249L201 251L197 248ZM202 245H203V247L201 248ZM209 245L214 249H211V247ZM218 245H221L220 246L221 248ZM217 246L219 247L218 250H220V251L216 250ZM234 246L237 249L240 247L239 251L236 250V248ZM247 246H248V248H247ZM25 247H26V250H23V249H25ZM85 247H86V245H85ZM204 247H206V248L204 249ZM51 248H53V249H51ZM54 248L56 251L54 250ZM222 248L225 251H223ZM144 249H145V253H144ZM148 249L149 250L153 249V250L151 252V250L149 251ZM183 249H185V253H184ZM122 250H124V251H122ZM133 250H135V251H133ZM167 250H169L170 254L169 253L167 254ZM180 250H183L182 253L180 252ZM192 250H194L193 253H192ZM195 250H196V252H195ZM208 250H210L211 252ZM240 250L243 252H241ZM245 250H247V251H245ZM82 251H83L84 255H83ZM188 251H190V252H188ZM197 251L200 252V255H198L199 252H197ZM206 251H208V254ZM214 251L215 252L218 251V252L215 253ZM228 251H231V252L228 253ZM55 252H56V254H55ZM186 252H187V254H186ZM194 252H195V254H197L198 257L194 256L195 255ZM202 252L203 253L206 252V253H204V255H203ZM121 253L124 255H122ZM6 254L8 256H6ZM47 254H49L52 258H54L55 256L57 258H54V259H52L51 257L48 258L49 256H47ZM117 254L118 255L120 254L122 257L120 255L118 256ZM166 254L168 255V257L171 255L172 258L171 257L168 258ZM183 254H184V256H183ZM185 254L189 255V256H186ZM201 254L204 257L201 256ZM222 254H224V255L222 256ZM181 255H182V257L178 258V256H181ZM236 255H238V256H236ZM193 256L195 257L194 260H193ZM205 256H207V258ZM99 257H102V258H99ZM184 257H186V258H184ZM189 257H190V259H189ZM200 257H202L204 259H202ZM209 257H211V258H209ZM5 258H6V260H5ZM77 258H79V260ZM97 258H99V259L97 260ZM124 258L126 261L124 260ZM141 258H142V260H141ZM224 258H226V259H224ZM168 259H170V261ZM177 259L178 260L181 259V260H179L178 263H176ZM201 259L204 261L202 262ZM165 260H166V262H165ZM167 260L169 261V263H167L168 262ZM209 260H211V261H209ZM228 260L233 261V262L231 263ZM76 261H79V262L76 263ZM188 262H190V263H188ZM199 262H201V263H199ZM235 263H237V262H235Z\"/></svg>",
	"mask_w": 264,
	"mask_h": 264
},
{
	"label": "bare ground",
	"instance_id": "2",
	"mask_svg": "<svg viewBox=\"0 0 264 264\" xmlns=\"http://www.w3.org/2000/svg\"><path fill=\"white\" fill-rule=\"evenodd\" d=\"M5 1H6V0H5ZM12 1L14 2V0H12ZM42 1L44 2V0H42ZM42 1H38V2H42ZM49 1H50V0H49ZM54 1H55V0H54ZM57 1H58V0H57ZM182 1H183V0H182ZM191 1H192V0H191ZM229 1H230V0H220L221 4H223V7L226 8V9L229 7V5H230V7H231V5H232V4H229ZM246 1H247V3L249 2V3H253V4H254L253 0H246ZM7 2H8V0H7ZM9 2H10V5H11V3H13V2H11L10 0H9ZM35 3H37V0H36ZM45 3H46V2H44V4H45ZM47 3H48V1H47ZM47 3H46V4H47ZM50 3H54V2H50ZM205 3H206V2H205ZM215 3H216V2H215ZM5 4H6V2H5ZM5 4H4V5H5ZM14 4H15V2H14ZM208 4H209V3H208ZM208 4H207V5H208ZM16 5H17V4H16ZM48 5H49V3H48ZM179 5H180V4H179ZM207 5H206V6H207ZM209 5H210V4H209ZM212 5H213V4H212ZM214 5H215V4H214ZM6 6H7V4H6ZM35 6H36V4H35ZM39 6H40V4H39ZM44 6H45V5H44ZM44 6H43V7H44ZM184 6H185V5H184ZM216 6H218V5H216ZM3 7H4V6H2V8H3ZM10 7H13V6L11 5ZM10 7H7L8 10H9ZM15 7H16V6H14V8H15ZM17 7H18V6H17ZM45 7H46V6H45ZM181 7H182V6H181ZM187 7H188V6H187ZM208 7H209V6H208ZM4 8H5V7H4ZM30 8H31V6H30ZM36 8H37V6H36ZM189 8H190V7H189ZM210 8H211V6H210ZM212 8H213V7H212ZM212 8H211V9H212ZM5 9H6V8H5ZM15 9H16V8H15ZM68 9H69V8H68ZM230 9H231V8H230ZM8 10L6 11V13L8 12ZM178 10H179V9H178ZM219 10H220V9H219ZM233 10H234V9H233ZM1 11H2V9H1ZM16 11H19V9H18V10L16 9ZM16 11L14 10V11H13V14H14V12H16ZM33 11H36V10H34V8H33ZM60 11H61V10H60ZM67 11H68V10H67ZM179 11H180V10H179ZM3 12H5V10H3ZM11 12H12V10H11ZM11 12H10V14H11ZM31 12H32V11H31ZM49 12H50V11H49ZM65 12H66V11H65ZM177 12H178V11H177ZM222 12H223V10H222ZM6 13H5V14H6ZM29 13H30V12H29ZM62 13H63V11H62ZM66 13H67V12H66ZM68 13H69V11H68ZM68 13H67V14H68ZM215 13H216V11H215ZM215 13H214L213 11H210V14H209V15L211 16V19H212V20H211V23L209 24L210 36H211L212 41H210L209 44L205 47V49H204L205 54L202 56V59H201V60L198 59V60H200V65H199V67H201V68L204 70V71L201 73V75L206 74L207 71L205 70V68H209V67H210V66L208 67V65L205 66L206 63H207V61H208L209 59H211V62L213 63L212 58H210V57H212L213 52H214L215 49H216L217 42H219L220 34L222 33V31H221V28H222V27H221V22L218 21L219 19L216 18ZM7 14H8V13H7ZM13 14H12V15H13ZM43 14H44V13H43ZM43 14H42V15H43ZM54 14H55V13H54ZM60 14H61V13H60ZM176 14H177V13H176ZM204 14H205V12H204ZM17 15H18V12H17ZM28 15H29V14H28ZM36 15L38 16L39 14L36 13ZM49 15H50V14H49ZM49 15H48V17H49ZM58 15H59V14H58ZM58 15H57V16H58ZM61 15H62V14H61ZM231 15H232V14H231ZM234 15H235V14H234ZM15 16H16V15L14 14V17H15ZM50 16H51V15H50ZM59 16H60V15H59ZM205 16H206V15H205ZM0 17H1V16H0ZM5 17L8 18V16H5ZM64 17H65V16H64ZM206 17H207V16H206ZM3 18H4V17H3ZM31 18H32V17H31ZM221 18H223V17H221ZM16 19H17V17H16ZM23 19H24V18H23ZM56 19H57V18H56ZM65 19H66V18H65ZM208 19H210V18H208ZM229 19H230V18H229ZM231 19H232V18H231ZM2 20H3V19H2ZM35 20H36V19H35ZM37 20H38V19H37ZM43 20H44V19H43ZM57 20H58V19H57ZM59 20H60V19H59ZM61 20H64L63 17H62ZM160 20H161V19H160ZM226 20H227V19H226ZM9 21H10V20H9ZM29 21H30V20H29ZM47 21H48V19H47ZM5 22H6V21H5ZM22 22H23V21H22ZM33 22H34V21H33ZM61 22H62V21H61ZM64 22H65V20H64ZM208 22H209V21H208ZM208 22H207V23H208ZM222 22H223V21H222ZM11 23H13V21H11ZM11 23H10V24H11ZM150 23H151V22H150ZM232 23H233V22H232ZM234 23H235V21H234ZM236 23H237V27H238L237 29H238V31H239V28H240L241 31H242V34H243V35H247L248 37H249L250 35H252L251 33H253V30H254V27H255V24H254L252 21H249V20L246 19V17H245V18H244L243 20H241V21H239V19H238ZM6 24H7V23H6ZM21 24H22V23H21ZM42 24H44V23H42ZM42 24H41V25H42ZM48 24H49V23H48ZM164 24H165V23H164ZM230 24H231V23H230ZM239 24H240V26H239ZM1 25H2V24H1ZM8 25H9V24H8ZM12 26H13V24H12ZM47 26H48V25H46V27H47ZM233 26H234V25H233ZM1 27H2V26H1ZM3 27H4V26H3ZM39 27H40V26H39ZM46 27H45V28H46ZM226 27H227V26H226ZM231 27H232V26H231ZM3 29H4V28H3ZM39 29H40V28H39ZM48 29H49V26H48V28L46 29V31H45V30H44V31L47 32ZM227 29H228V28H227ZM227 29H226V30H227ZM232 29H233V28H232ZM232 29H231V32H232ZM234 29H235V28H234ZM42 30H43V29H42ZM50 30H51V29H50ZM224 30H225V29H224ZM229 30H230V29H229ZM38 31H39V30H38ZM52 31H53V30H52ZM236 31H237V30H236ZM36 32H37V31H36ZM39 32H40V31H39ZM76 32H77V31H76ZM205 32H206V31H205ZM1 33L4 34V31L2 32V30H1ZM14 33H15V32H14ZM14 33H13V34H14ZM30 33H31V32H29V35H30ZM32 33H33V31H32ZM49 33H51V31H50ZM225 33H226V32H225ZM45 34H47V33H45ZM75 34H77V33H75ZM1 35H2V34H1ZM6 35H7V34H6ZM34 35L36 36V35H39V34H38V33L35 34V32H34ZM51 35H52V34H51ZM85 35H86V34H85ZM223 35H224V34H223ZM227 35H228V34H227ZM238 35H239V34H238ZM3 36H4V35H3ZM26 36H27V35H26ZM73 36H74V34H73ZM228 36H229V35H228ZM253 36H254V35H253ZM1 37H2V36H1ZM36 37H38V36H36ZM41 37H42V36H41ZM46 37H48V35H46ZM53 37H54V35H53ZM68 37H69V36H68ZM239 37H240V36H239ZM242 37H243V36H242ZM8 38H9V37H8ZM38 38H39V37H38ZM69 38H70V37H69ZM85 38H86V36H85ZM226 38H227V37H226ZM6 39H7V38H6ZM43 39L45 40V38H43ZM49 39H50V38H49ZM67 39H68V38H67ZM71 39H74V38L71 37L69 40H71ZM76 39H77V37H76ZM202 39H203V38H202ZM202 39H201V40H202ZM224 39H225V36H224ZM242 39H243V38H242ZM7 40H8V39H7ZM9 40H11V39H9ZM52 40H53V38H52ZM222 40H223V39H222ZM226 40H227V39H226ZM13 41H14V40H13ZM45 41H46V40H45ZM65 41H66V40H64V42H65ZM241 41H242V40H241ZM243 41H244V40H243ZM252 41H253V39H252ZM9 42H10V41H9ZM223 42H224V41H223ZM5 43H6V41H5ZM5 43H4V44H5ZM28 43H29V42H28ZM28 43H27V44H28ZM48 43H50V41H49ZM244 43H245V42H244ZM4 44H3V45H4ZM30 44H31V43H30ZM63 44H64V43H63ZM68 44H69V43H68ZM72 44H73V43H72ZM221 44H222V43H221ZM227 44H228V43H227ZM233 44H234V43H233ZM42 45H44V44H42ZM45 45H46V44H45ZM222 45H223V44H222ZM222 45H221V47H222ZM224 45H225V44H224ZM20 46L25 47L26 44H25V46H23L22 44H21ZM30 46H31V45H30ZM63 46H64V45H63ZM66 46H67V42H66ZM130 46H131V45H130ZM217 46H219V45H217ZM232 46H233V45H232ZM12 47H13V46H12ZM26 47H27V46H26ZM64 47H65V46H64ZM238 47H239V46H238ZM244 47H245V46H244ZM27 48H28V47H27ZM66 48H67V47H66ZM66 48H65V50H66ZM68 48H69V47H68ZM159 48H160V47H159ZM217 48H218V47H217ZM222 48H223V47H222ZM23 49H24V48H23ZM60 49H63V48H61V46H60ZM134 49H135V48H134ZM219 49H220V46H219ZM223 49H224V48H223ZM241 49H242V48H241ZM27 50H28V49H27ZM200 50H201V49H200ZM239 50H240V49H239ZM10 51H11V50H10ZM58 51H60V50H58ZM58 51H57V52H58ZM90 51H91V50H90ZM201 51H203V49H202ZM61 52H62V51H61ZM215 52H216V51H215ZM222 52H223V51H222ZM222 52L219 51V53H222ZM16 53H17V52H16ZM138 53H139V52H138ZM216 53H218V52H216ZM19 54H20V53H19ZM27 54H28V52H27ZM27 54H26V57H27ZM202 54H203V53H202ZM238 54H239V53H238ZM243 54H244V53H243ZM28 55H29V54H28ZM56 55H57V57L59 56V54H56ZM61 55H62V54H61ZM142 55H143V54H142ZM235 55H236V54H235ZM245 55H246V54H245ZM217 56H218V55H217ZM225 56H226V55H225ZM240 56H241V55H240ZM246 56H247V55H246ZM18 57H19V56H18ZM21 57H22V55H21ZM139 57H140V55H139ZM214 57H216V56H214ZM214 57H213V58H214ZM218 57H219V56H218ZM7 58H8V57H7ZM59 58H60V57H59ZM140 58H141V57H140ZM199 58H200V57H199ZM220 58H221V56H220ZM228 58H230V57H228ZM3 59H5V58H3ZM14 59H15V58H14ZM14 59H13V60H14ZM16 59H17V58H16ZM16 59H15V60H16ZM19 59H20V58H19ZM22 59H23V58H22ZM26 59H27V58H26ZM26 59H25V60H26ZM15 60H14V61H15ZM140 60H141V59H140ZM216 60H217V59H216ZM216 60H215V64L213 63L214 65L217 64V63H216ZM3 61H4V60H3ZM18 61H19V60H18ZM55 61H56V60H55ZM76 61H77V60H76ZM76 61H75V62H76ZM138 61H139V60H138ZM219 61H220V60H219ZM225 61L228 62L227 60H225ZM225 61H223V62L226 63ZM4 62H5V61H4ZM16 62H17V61H16ZM16 62H15V64H16ZM53 62H54V61H53ZM131 62H132V61H131ZM195 62H196V60H195ZM211 62H210V63H211ZM48 63H49V62H48ZM51 63H52V62H51ZM60 63H61V62H60ZM193 63H194V62H193ZM208 63H209V62H208ZM237 63L239 64V62H237ZM237 63H236V64H237ZM18 64H19V63H18ZM21 64H22V63H21ZM23 64H24V63H23ZM63 64H64V63H63ZM71 64H72V63H71ZM73 64H75V63H73ZM78 64H80V63L78 62ZM153 64H154V63H153ZM172 64H173V63H172ZM194 64H195V63H194ZM198 64H199V63H198ZM236 64H235V65H236ZM48 65H50V64H48ZM60 65H61V64H60ZM64 65H65V64H64ZM64 65H63V66H64ZM69 65H70V64H69ZM91 65H92V64H91ZM170 65H171V64H170ZM221 65H222V64H221ZM225 65H226V64H225ZM24 66H25V64H24ZM63 66H62V67H63ZM67 66H68V65H67ZM75 66H76V65H75ZM75 66H71V67H73L72 69H74ZM87 66H90V65H87ZM129 66H130V65H129ZM136 66H137V65H136ZM138 66H139V65H138ZM237 66H238V65H237ZM263 66H264V65H263ZM65 67H66V65H65ZM71 67H69V68H67V69H70ZM145 67H146V66H145ZM173 67H174V66H173ZM173 67H172V68H173ZM196 67H197V66H196ZM223 67H224V66H223ZM226 67H227V66H226ZM234 67H235V66H234ZM82 68H83V67H82ZM85 68L88 69L89 67H86V66H85ZM90 68H91V67H90ZM90 68H89V69H90ZM151 68H152V67H151ZM190 68H191V67H190ZM22 69H24V68H22ZM60 69H61V67H60ZM63 69H64V68H63ZM63 69H62V72H63ZM65 69H66V68H65ZM65 69H64V70H65ZM79 69H80V68H79ZM127 69H128V66H127ZM143 69H144V68H143ZM216 69H217V68H216ZM262 69H264V67H263ZM12 70H13V69H12ZM12 70L10 69L8 73H10V72L12 73ZM58 70H59V69H58ZM208 70H210V69H208ZM213 70H214V69H213ZM221 70H222V69H221ZM225 70H226V69H225ZM238 70H239V69H238ZM15 71H16V67H15ZM15 71H14V72H15ZM17 71H18V70H17ZM56 71H57V69H56ZM56 71H55V72H56ZM60 71H61V70H60ZM60 71H57V72H58V73H61ZM78 71H80V70H78ZM78 71H77L76 73H78ZM84 71H86V70H83V71H82L83 74H85ZM124 71H125V70H124ZM135 71H136V70H135ZM197 71H198V70H197ZM217 71H218V69H217ZM231 71H232V70H231ZM21 72H22V71H21ZM39 72H40V71H39ZM39 72H38V73H39ZM49 72H50V71H49ZM57 72H56V73H57ZM67 72H68V71H67ZM69 72H70V71H69ZM69 72H68V73H69ZM80 72H81V71H80ZM80 72H79V73H80ZM87 72H89V71L87 70ZM87 72H86V73H87ZM94 72H95V71H94ZM139 72H140V71H139ZM146 72H147V71H146ZM194 72H195V70H194ZM220 72H221V71H220ZM232 72H234V71H232ZM235 72L237 73L238 71L236 70ZM235 72H234V76H235ZM27 73H28V72H27ZM35 73H36V72H35ZM56 73L53 72L52 74H56ZM58 73H57V75H58ZM68 73H67V74H68ZM71 73H72V71H71ZM76 73L74 72V74H76ZM126 73H127V72H126ZM140 73H142V72H140ZM190 73H191V72H190ZM208 73H209V72H208ZM211 73H212V72H211ZM223 73H224V72H223ZM263 73H264V70H261L259 73H257V74H259V75L257 76V78H256V80H255L256 82H259V81L261 82V80L264 78V77H263ZM6 74H7V73H6ZM15 74H16V73H15ZM17 74H19V72H18ZM23 74H24V73H23ZM52 74H51V75H52ZM67 74H66V76L69 78V76H68ZM74 74H73V75H74ZM94 74H95V73H94ZM215 74H216V72H215ZM217 74H218V73H217ZM217 74H216V75H217ZM238 74H239V73H238ZM238 74H237V75H238ZM10 75H13V74H9V77L11 78ZM24 75H25V74H24ZM26 75H27V74H26ZM30 75H32V74H30ZM35 75L38 76V77H41V76H39V75H37V74H35ZM41 75H42V74H41ZM62 75H63V74H62ZM62 75H61V76H62ZM64 75H65V73H64ZM76 75H77V74H76ZM121 75H122V74H121ZM191 75H193V74L191 73ZM216 75H215V77H216ZM28 76H29V75H28ZM36 76H35V77H36ZM47 76H48V75H47ZM47 76H46V77H47ZM59 76H60V75H59ZM77 76H79V75H77ZM94 76L96 77V75H94ZM94 76H93V77H94ZM144 76H145V75H144ZM199 76H200V74H199ZM208 76H209V75H208ZM219 76H221V75H219ZM223 76H224V75H223ZM230 76H231V75H230ZM7 77H8V76H7ZM13 77H14V76H13ZM21 77H22V76H21ZM35 77H34L33 81L35 80ZM56 77H57V76H56ZM64 77H65V76H64ZM64 77H62V78H64ZM75 77H76V76H75ZM81 77H82V76H81ZM81 77H80V78H81ZM88 77H90V76H88ZM95 77H94V78H95ZM190 77H191V76H190ZM215 77H214V78H215ZM255 77H256V76H255ZM36 78H37V77H36ZM53 78H54V77H53ZM57 78H58V77H57ZM86 78H87V77H86ZM91 78H92V77H91ZM99 78H100V77H99ZM101 78H102V77H101ZM140 78H141V76H140ZM207 78H209V77H207ZM211 78H212V77H211ZM220 78H221V77H220ZM222 78H223V77H222ZM226 78H227V77H226ZM235 78H236V77H235ZM49 79H50V78H49ZM54 79H56V78H54ZM70 79H71V78H70ZM84 79H85V78H84ZM160 79H161V78H159V80H160ZM204 79H205V78H204ZM217 79H218V77H217ZM231 79H232V77H231ZM9 80H12V79H9ZM23 80H24V78H23ZM36 80H37V79H36ZM36 80H35V82H36ZM59 80H60V79H59ZM61 80H62V79H61ZM63 80H66V79H63ZM76 80H77V78H76ZM76 80H75V81H76ZM99 80H100V79H99ZM101 80H102V79H101ZM109 80H110V79H109ZM121 80H122V79H121ZM139 80H140V79H139ZM141 80H144V79H141ZM202 80H203V79H202ZM202 80H200V81H202ZM205 80H206V79H205ZM205 80H204V81H205ZM223 80H225V79H223ZM226 80H227V79H226ZM234 80H235V79H234ZM234 80H233V81H234ZM7 81H8V78H7ZM15 81H16V80H15ZM15 81H13V82H15ZM21 81H22V80H21ZM25 81H26V79H25ZM27 81H28V79H27ZM27 81H26V82H27ZM29 81L31 82V80H29ZM33 81H32V82H33ZM56 81H57V79H56ZM66 81H67V80H66ZM69 81H70V80H69ZM85 81H86V80H85ZM92 81H93V79L91 80V82H92ZM103 81H104V80H103ZM111 81H112V80H111ZM211 81H212V79H211ZM211 81H210V82H211ZM229 81H230V80H229ZM229 81H228V82H229ZM255 81H254V82H255ZM22 82H23V81H22ZM35 82H33V83H35ZM52 82H53V79H52ZM64 82H65V81H64ZM64 82L62 81V83H64ZM86 82H87V81H86ZM118 82H119V81H118ZM124 82H125V81H124ZM134 82H135V81H134ZM225 82H226V81H225ZM225 82L223 83V85L225 84ZM235 82H236V81H235ZM8 83H9V82H8ZM8 83H7V85H8ZM23 83H24V82H23ZM54 83H55V82H54ZM60 83H61V82H60ZM68 83H69V82H68ZM72 83H74V81H72ZM78 83H79V82H78ZM95 83H96V81H95ZM95 83H94V84H95ZM97 83H98V82H97ZM109 83H110V82H109ZM121 83H122V82H121ZM138 83H139V82H138ZM204 83H205V82H204ZM229 83H231V82H229ZM250 83H251V82H250ZM1 84L3 85V83H1ZM12 84H13V83H12ZM12 84H11V85H12ZM14 84H15V83H14ZM25 84L27 85L28 83H25ZM65 84L67 85V82H65ZM92 84H93V83H92ZM102 84H103V83H102ZM104 84H105V83H104ZM208 84H210V83H208ZM241 84H242V82H241ZM22 85H23V84H22ZM26 85H23V86H26ZM44 85H45V84H44ZM60 85H61V84H60ZM100 85H101V84H100ZM201 85H202V83H201ZM211 85H212V84H211ZM225 85L227 86V83H226ZM225 85H224V87H225ZM228 85H229V84H228ZM16 86H17V85H16ZM63 86H64V84H63ZM82 86H83V85H82ZM82 86H81V87H82ZM92 86H93V85H92ZM92 86H91V88H92ZM102 86H103V85H102ZM102 86H99V87L102 88ZM139 86H140V85H139ZM230 86L234 87L232 84H231ZM254 86H255V85H254ZM254 86H253V87H254ZM2 87H3V86H2ZM2 87H1V89H2ZM48 87H49V86H48ZM61 87H62V85H61ZM64 87H65V89H64V88H62V89L66 90V86H64ZM238 87H239V86H238ZM243 87H244V86H243ZM249 87H250V86H249ZM3 88H4V87H3ZM5 88H6V87H5ZM20 88H21V86H20ZM38 88H39V87H38ZM46 88H47V86H46ZM53 88H54V87H53ZM138 88H139V87H138ZM166 88H167V87H166ZM187 88H188V87H187ZM197 88H198V87H197ZM227 88H229V87H227ZM227 88H225V89L227 90ZM236 88H237V86H236ZM241 88H242V87H241ZM241 88H240V90H241ZM256 88H257V87H256ZM48 89H49V88H48ZM54 89H55V88H54ZM71 89H72V86H71ZM111 89H112V88H111ZM200 89H201V88H200ZM208 89H209V88L207 87V90H208ZM231 89H232V88H231ZM17 90H18V89H17ZM33 90H35V89H33ZM36 90H37V88H36ZM44 90H45V89H44ZM46 90H47V89H46ZM49 90H52L51 87H50ZM49 90H48V91H49ZM67 90H68V86H67ZM67 90H66V91H67ZM78 90H79V89H78ZM78 90H77V93L80 92V91H78ZM80 90H81V88H80ZM101 90H103V89H101ZM139 90H140V88H139ZM165 90H166V89H165ZM185 90H186V89H185ZM210 90H211V89H210ZM226 90H225V91H226ZM233 90H234V89H233ZM252 90H253V89H252ZM2 91H3V90H2ZM9 91H10V89H9ZM14 91H15V90H14ZM29 91H31V90H29ZM38 91H39V90H38ZM54 91H55V90H54ZM66 91H65V92H66ZM74 91H75V89H74ZM109 91H110V90H109ZM142 91H143V90H142ZM198 91H199V90H198ZM234 91H236V90H234ZM27 92H28V91H27ZM34 92H35V91H33L32 93L34 94ZM45 92H47V91H45ZM45 92H42L41 94H43V93H45ZM63 92H64V91H63ZM68 92H69V91H68ZM70 92H71V90H70ZM126 92H127V91H126ZM130 92H131V90H130ZM164 92H165V91H164ZM188 92H189V91H188ZM199 92H200V91H199ZM207 92H208V91H207ZM226 92H227V91H226ZM1 93H2V92H1ZM15 93H16V92H15ZM17 93H18V92H17ZM52 93H55V94H56L57 92H52ZM73 93H74V92H73ZM141 93H142V92H141ZM183 93H186V92L183 91ZM191 93H192V92H191ZM228 93H229V90H228ZM252 93H253V92H252ZM29 94H30V93H29ZM29 94H28V95L26 94V95H27V96H30ZM33 94H32V95H33ZM37 94H38V93H37ZM39 94H40V93H39ZM39 94H38V95H39ZM47 94H48V93H47ZM55 94H54V95H55ZM115 94H116V93H115ZM180 94H181V93H180ZM180 94H179V95H180ZM202 94H204V92H203ZM205 94H206V93H205ZM205 94H204V96H205ZM229 94H230V93H229ZM229 94H228V96H229ZM3 95H4V94H3ZM26 95H25V96H26ZM50 95H53V94H50ZM56 95H57V94H56ZM66 95H67V94L65 93V96H66ZM71 95H74V94H71ZM77 95H78V94H77ZM92 95H93V94H92ZM100 95H101V94H100ZM100 95H99V96H100ZM164 95H165V94H164ZM179 95H178V96H179ZM190 95H191V94H190ZM211 95L213 96V94H211ZM218 95H219V94H218ZM236 95H237V94H236ZM261 95H262V94H261ZM5 96H6V94H5ZM5 96H4V97H5ZM11 96H12V95H11ZM17 96H18V95H17ZM19 96H20V95H19ZM42 96H43V95H42ZM44 96H45V95H44ZM58 96H60V98H61V95H60V94H59ZM58 96H57V97H58ZM156 96H157V95H156ZM206 96L208 97V95H206ZM219 96H221V95H219ZM219 96H217V97L219 98ZM225 96H226V95L223 96V99H222V96L220 97L221 100H222V102H223ZM234 96H235V95H233L232 97H234ZM244 96H245V95H244ZM22 97L24 98V96H21V98H22ZM30 97H31V96H30ZM36 97H37V95H36ZM36 97H35V98H36ZM50 97H51V96H50ZM50 97H49V99H50ZM63 97H64V96H63ZM81 97H83V96H81ZM92 97H93V96H92ZM185 97H188V94H187V96H186V94H185V96L182 97V98H184V100H185ZM217 97H216V98H217ZM27 98H28V97H26V99H27ZM39 98H40V96H39ZM42 98H43V97H41L40 99H42ZM44 98H45V97H44ZM44 98H43L42 100H44ZM68 98H69V97H68ZM137 98H138V97H137ZM167 98H168V97H167ZM179 98H180V97H179ZM188 98H189V97H188ZM228 98H229V97H228ZM228 98H227V101H228ZM236 98H237V96H236ZM5 99H6V97H5ZM5 99H4V101H5ZM17 99H19V98H17ZM17 99H16V100H17ZM26 99L24 98L25 101H26ZM45 99H47V95H46V98H45ZM54 99H55L54 97H53V98L51 97V99H50L49 101H51V100L53 101ZM64 99H65V97H64ZM75 99H76V98H75ZM87 99H88V98H87ZM108 99H110V98H108ZM108 99H107V100H108ZM112 99H113V98H112ZM197 99H198V98H197ZM240 99H241V98H240ZM7 100H8V99H7ZM7 100H6V102H7ZM16 100H15L14 102H17ZM22 100H23V99H22ZM24 100H23V101H24ZM34 100H35V99H33V101H34ZM37 100H38V98H37ZM37 100L34 101V103H35V102L37 103ZM42 100H41V101H42ZM55 100H56V99H55ZM61 100H62V99H61ZM68 100H69V99H68ZM68 100H67V101H68ZM72 100H73V99H72ZM82 100H83V99H82ZM123 100H124V99H123ZM161 100H162V99H161ZM198 100H200V98H199ZM201 100H202V99H201ZM203 100H204V99H203ZM210 100L212 101V99H210ZM214 100H216V99H214ZM258 100H260V99H258ZM44 101H45V100H44ZM44 101H42V103H43ZM49 101H48V99H47V102H49ZM58 101H59V100H58ZM64 101H65V100H64ZM73 101H74V100H73ZM186 101H187V99H186ZM191 101H192V100H191ZM195 101H196V100H195ZM205 101H206V100H205ZM211 101H210V102H211ZM231 101H232V98H231ZM14 102H13V103H14ZM26 102H27V101H26ZM60 102H61V101H60ZM65 102H66V101H65ZM65 102H64V103H65ZM124 102H125V101H124ZM183 102H185V101H183ZM187 102H188V101H187ZM207 102H208V101H207ZM215 102H216V101H215ZM222 102H221V103H222ZM255 102H256V101H255ZM258 102H259V101H258ZM24 103H25V102H24ZM36 103H35V104H36ZM39 103H40V101H39ZM51 103H52V102H51ZM53 103H54V102H53ZM55 103H56V102H55ZM62 103H63V101H62ZM62 103H61V104H62ZM72 103H73V102H72ZM81 103H82V102H81ZM139 103H140V102H139ZM157 103H158V102H157ZM185 103H186V102H185ZM199 103H200V101H199ZM212 103H213V102H212ZM219 103H220V102H219ZM221 103H220V104H221ZM224 103H226V100H225ZM228 103H230V101H229ZM232 103H233V102H232ZM236 103H237V102H236ZM259 103H261V102H259ZM16 104H18V102H17ZM25 104H26V103H25ZM30 104H31V103H30ZM37 104H38V103H37ZM68 104H69V103H68ZM123 104H124V103H123ZM181 104H182V103H181ZM193 104H194V103H193ZM201 104H202V102H201ZM210 104H211V103H210ZM217 104H218V101H217ZM217 104H215V107H216V106L219 107L220 104H219V105H217ZM222 104H223V103H222ZM226 104H227V103H226ZM230 104H231V103H230ZM230 104H229V105H230ZM252 104H253V103H252ZM254 104L256 105L257 103H254ZM254 104H253V107H254ZM262 104H263V103H262ZM14 105H15V104H14ZM32 105H33V104H32ZM32 105H28V106L33 107ZM39 105H41V104H38V105H36V106H34V107H37V106H39ZM49 105H50V104L48 103V106H49ZM52 105H53V104H51V106H52ZM57 105H58V104H57ZM147 105H148V104H147ZM199 105H200V104H199ZM202 105H203V104H202ZM204 105H206V104H204ZM208 105H209V104H208ZM227 105H228V104H227ZM233 105H235V104H233ZM248 105H249V104H248ZM5 106H6V105H5ZM10 106H12V105H10ZM19 106H20V105H19ZM63 106H64V105H63ZM172 106H173V105H172ZM184 106L186 107V105H184ZM188 106H189V105H188ZM212 106H213V105H212ZM221 106H222V107H225V108H221L220 110H218L217 108L213 107V108H212V111L210 112V114H209V112L207 111V112H208L207 114H209V117H208L209 119L207 118L209 124H208L207 122H206V123H207L209 129L206 131V133H205V135H204L205 139H207V138H210V139H211L212 137H214V131H215V130L213 129V126H212V123L215 122L214 120L221 119V120L224 122V125L221 124V125L224 127L223 130L226 129V127H227L228 118H229V116H231L230 113H229V110H230V108L232 107V105H230V108H229L228 106H227V107H228V108H227L226 106H224V104L221 105ZM256 106H258V105H256ZM261 106H262V105H261ZM16 107H17V105H16ZM16 107H13V108H16ZM46 107H47V103H46ZM46 107L44 106L45 109H46ZM54 107H56V105H55ZM57 107H58V106H57ZM57 107H56V109H57ZM71 107H72V106H71ZM77 107H78V106H77ZM248 107H249V106H248ZM259 107H260V106H259ZM259 107H258V108H259ZM17 108H19V107H17ZM40 108H41V107H40ZM67 108H68V107H67ZM72 108H73V107H72ZM173 108H174V107H173ZM183 108H184V107H183ZM196 108L198 109V107H196ZM210 108H211V107H210ZM210 108H209V109H210ZM219 108H220V107H219ZM47 109H49V108L47 107ZM52 109L56 110L55 108H52ZM52 109H49V110H52ZM61 109H62V108H61ZM68 109H69V108H68ZM79 109H80V108H79ZM207 109H208V108H207ZM207 109H206V110H207ZM209 109H208V110H209ZM231 109H232V108H231ZM250 109H253V108H250ZM11 110H13V109L11 108ZM11 110H10V112H11ZM16 110H18V109H16ZM29 110H30V109H29ZM42 110H43V107H42L41 111H42ZM57 110H59V112H60L59 107H58ZM85 110H86V109H85ZM203 110H204V106H203L202 112H203ZM233 110H234V109H233ZM259 110H260V109H259ZM21 111H22V110H21ZM36 111H37V110H36ZM41 111L38 110L39 113H40ZM44 111H45V112H48V111H46V110H43L42 112L45 113ZM52 111H53V110H52ZM77 111H78V110H77ZM82 111H83V110H82ZM86 111H87V110H86ZM145 111H146V110H145ZM248 111H251V110H248ZM248 111H247V112H248ZM260 111H261V110H260ZM13 112H14V114H15V111H13ZM23 112H24V109H23ZM25 112H26V111H25ZM32 112H33V111H32ZM32 112H30V115H31ZM38 112H37V113H38ZM55 112H56V111H55ZM55 112H52V115H49V114H51L50 112H49V114H48V113H47V114H48L49 116H54L53 113H55ZM57 112H58V111H57ZM65 112H66V111H65ZM65 112H63L62 116L64 115ZM71 112H72V110H71ZM197 112H198V111H197ZM230 112H231V111H230ZM244 112H245V111H244ZM255 112H256V110H255ZM255 112H254V113H255ZM257 112H258V110H257ZM263 112H264V109H263L262 113H263ZM72 113H73V112H72ZM78 113H79V112H78ZM175 113H176V112H175ZM231 113H232V112H231ZM254 113H253V114H254ZM8 114H9V110H8ZM11 114H12V116H13V113H11ZM35 114H36V112H35ZM35 114H32V115L34 116ZM47 114L45 113L44 115L46 116ZM58 114H59V113H58ZM58 114H57V115H58ZM66 114H67V113H66ZM201 114H202V113H201ZM205 114H206V113H204L203 115H205ZM207 114H206V115H207ZM250 114H251V113H250ZM257 114H258V113H257ZM4 115H5V114H4ZM4 115H2V117H3ZM32 115H31V116H32ZM48 115H47V116H48ZM73 115H74V114H73ZM168 115H169V114H168ZM191 115H192V114H191ZM7 116H8V115H7ZM10 116H11V115H10ZM10 116L5 117V118H9ZM14 116H15V115H14ZM33 116H32V117H33ZM183 116H184V115H183ZM198 116H200V115L198 114ZM246 116H247V115H246ZM252 116H253V115H252ZM259 116H260V115H259ZM263 116H264V114H263ZM2 117H1V118H2ZM32 117H31V118H32ZM41 117H42V115H41V113H40V116H39L40 120L38 119L39 122H41V120L44 119V118H41ZM66 117H67V116L65 115V118H66ZM184 117H185V116H184ZM184 117H183V119H184ZM192 117H193V116H192ZM195 117H196V115H195ZM204 117L206 118V116H204ZM256 117H258V116H256ZM20 118H21V117H20ZM22 118H23V117H22ZM28 118H29V117H28ZM34 118L36 119V118H38V117H36V115H35ZM47 118H48V117L45 118V121H46V122H47V120H46ZM51 118H53V117H51ZM54 118H56V114H55ZM70 118H71V117H70ZM111 118H112V117H111ZM166 118H167V117H166ZM193 118H194V117H193ZM201 118H202V117H201ZM9 119H10V118H9ZM12 119H13V117H12ZM12 119H10V120H12ZM35 119H34V120H35ZM63 119H64V118H63ZM72 119H73V118H72ZM75 119H76V118H75ZM189 119H190V118H189ZM195 119H197V118H195ZM248 119H249V118H248ZM248 119H247V120H248ZM260 119H261V123H263V122H264V121H263L264 119H263V118H260ZM260 119H259V120H260ZM21 120H22V119H21ZM21 120L19 119V121H21ZM29 120H30V119H28V121H29ZM36 120H37V119H36ZM38 120H37V121H38ZM55 120H56V119H55ZM67 120H68V118H67ZM135 120H136V119H135ZM193 120H194V119H193ZM197 120H198V119H197ZM199 120H200V119H199ZM199 120H198V121H199ZM204 120L206 121V119H204ZM239 120H240V119H239ZM242 120H244V119L242 118ZM242 120H241V121H242ZM0 121H3V119H1ZM8 121H9V120H8ZM19 121H18V122H19ZM24 121H26V120H24ZM24 121H23V122H24ZM28 121H26V122H28ZM37 121H36V122H37ZM50 121L52 122V120H50ZM65 121H66V120H65ZM79 121H80V120H79ZM113 121H114V120H113ZM202 121H203V120H202ZM245 121H246V119H245ZM29 122H30V121H29ZM29 122H28V123H29ZM36 122H35V123H36ZM62 122H64V121H62ZM68 122H69V121H68ZM73 122H74V121H73ZM169 122H170V121H169ZM185 122H186V121H185ZM191 122H192V121H191ZM200 122H201V121H200ZM239 122H240V121H239ZM239 122H238V124H239ZM3 123H4V122H3ZM9 123H10V121H9ZM24 123H25V122H24ZM28 123H27V126L29 125V128H31L30 125H32L31 123H34V122H31V123H29V124H28ZM35 123L33 124V125H34V126H33L34 129H33V127H32V129H33L34 131H35V128H37V127L40 125V124H38V126H37V125H35ZM47 123L49 124V121H48ZM193 123H194V122H193ZM193 123H192V124H193ZM195 123H196V120H195ZM195 123H194V124H195ZM198 123H199V122H198ZM220 123H222V122H220ZM241 123H243V122H241ZM253 123H254V121H253ZM5 124H8V122L6 121ZM16 124H17V123H15L14 125H16ZM25 124H26V123H25ZM36 124H37V123H36ZM51 124H52V123H51ZM51 124H49V126H50ZM53 124H54V122H53ZM55 124H56V122H55ZM77 124H78V123H77ZM79 124H80V123H79ZM168 124H169V123H168ZM201 124H202V123H201ZM234 124H235V123H234ZM234 124H233V125H234ZM249 124H250V123H249ZM257 124H259V127H260L261 124H260V123H257ZM8 125H9V124H8ZM17 125H18V124H17ZM21 125L23 126L22 123H21ZM73 125H74V124H73ZM81 125H82V124H81ZM184 125H185V124H184ZM184 125H183V127H184ZM187 125H188V124H187ZM189 125H190V122H189ZM196 125H197V124H196ZM247 125H248V124H247ZM0 126L3 127L2 125H0ZM4 126H5V125H4ZM18 126H20V125H18ZM27 126H26V127H27ZM36 126H37V127H36ZM66 126H67V125H66ZM66 126H65V128H66ZM68 126H69V125H68ZM68 126H67V127H68ZM83 126H84V125H83ZM83 126H82V127H83ZM163 126H164V125H163ZM178 126H179V125H178ZM216 126H217V125H216ZM218 126H220V125H218ZM218 126H217V127H218ZM237 126H238V125H237ZM240 126H241V125H240ZM1 127H0V130H2ZM26 127H25L24 131H21V132H22V133H23V132H26V133L30 136V134H29L28 132H29L30 130H32V129H29V131L27 132V131H26ZM51 127L53 128V125H52ZM51 127H50V128H51ZM105 127H106V126H105ZM195 127H196V126H195ZM202 127H203V126H202ZM208 127L206 126V128H208ZM233 127H234V126H233ZM233 127H232V128H233ZM243 127H244V124H243ZM246 127H247V126H246ZM251 127H252V126H251ZM253 127H254V126H253ZM256 127H257V126H256ZM259 127H258V129H259ZM13 128H14V126H13ZM23 128H24V127H23ZM38 128H39V127H38ZM38 128H37V129H38ZM46 128H47V127H46ZM46 128H44V130H45ZM60 128H61V127H60ZM84 128H85V127H84ZM84 128H83V130H85ZM167 128H168V127H167ZM174 128H175V127H174ZM189 128H190V126H189ZM227 128H228V127H227ZM234 128H235V127H234ZM240 128H241V127H240ZM244 128H245V127H244ZM262 128H263V127H262ZM14 129H15V128H14ZM27 129H28V128H27ZM47 129L49 130V128H47ZM47 129H46V130H47ZM74 129H75V127H74ZM79 129H80V128H79ZM79 129H78V131H79ZM192 129H194V128H192ZM196 129H197V128H196ZM200 129H204V128H200ZM215 129H216V127H215ZM220 129H221V128H220ZM220 129H219V130H220ZM242 129H243V128H242ZM249 129H250V128H249ZM3 130H4V129H3ZM5 130H6V127H5ZM46 130H45V131L42 130V131L45 132V133H48ZM62 130H63V129H62ZM62 130H61V131H62ZM83 130H82V131H83ZM179 130H180V128H179ZM179 130H178V133H179ZM194 130H195V129H194ZM194 130H193V132H194ZM204 130H206V129H204ZM204 130H203V131H204ZM226 130H227V129H226ZM232 130H233V129H232ZM251 130H253V129L251 128ZM263 130H264V129H263ZM13 131H14V130H13ZM13 131H12V132H13ZM16 131H17V129H16ZM37 131H38V130H36V132H37ZM39 131H40V133H41V130H39ZM58 131H60V130H58ZM58 131H57V132H58ZM63 131H64V130H63ZM66 131L68 132V130H66ZM78 131H77V132H78ZM159 131H160V130H159ZM172 131H173V130H172ZM188 131H189V130H188ZM233 131H234V130H233ZM242 131H243V130H242ZM242 131H241V132H242ZM0 132H2V131H0ZM4 132H6V131H4ZM12 132H11V133H12ZM21 132H18L19 135H20ZM189 132H191V131H189ZM222 132H223V131H222ZM227 132H228V131H227ZM230 132H232V131H229V133H230ZM238 132H239V131H238ZM238 132H237V133H238ZM241 132H240V135H241ZM253 132H254V134H255V129H254ZM253 132H251V134H253ZM257 132H260V130L257 131ZM261 132L263 133V131H261ZM13 133H14V132H13ZM32 133H33V132H32ZM45 133H44V134H45ZM50 133H51V132H50ZM61 133H62V132H61ZM65 133H66V132H65ZM88 133H89V132H88ZM115 133H116V131H115ZM158 133H159V132H158ZM234 133H235V132H234ZM248 133H249V132H248ZM0 134H1V133H0ZM34 134H36V133H34ZM56 134H57V133H56ZM66 134H67V133H66ZM74 134H75V136H76V132H75ZM81 134H82V133H81ZM83 134H84V133H83ZM159 134H160V133H159ZM161 134H162V133H161ZM173 134H174V133H173ZM198 134H201V132L199 131ZM203 134H204V132H203ZM16 135H17V133H16ZM58 135H60V134H58ZM77 135H78V134H77ZM79 135H80V131H79ZM79 135H78V136H79ZM85 135H86V134H85ZM97 135H98V134H97ZM99 135H100V134H99ZM115 135H116V134H115ZM190 135H191V134H190ZM220 135H221V134H220ZM255 135H256V134H255ZM255 135H254V137L256 138ZM262 135H264V134H262ZM17 136H18V135H17ZM31 136H32L31 140L28 139V141H29V140L32 141V139H34V138H33V135H31ZM31 136H30V137H31ZM40 136L43 137L44 135L40 134ZM78 136H77V137H78ZM87 136H88V135H87ZM87 136H86V137H87ZM95 136H96V135H95ZM111 136H113V134H112ZM159 136H160V135H159ZM159 136H157V138H158ZM172 136H173V135H172ZM192 136H194V135H192ZM197 136L199 137L200 135H197ZM202 136H203V135H202ZM202 136H201V139H199L200 142H201V141H204V139L202 138ZM228 136H229V135H228ZM6 137H7V136H6ZM30 137H29V138H30ZM34 137H36V136H34ZM54 137L57 138L56 136H54ZM61 137H62V136H61ZM82 137H83V135H82ZM102 137H105V136H102ZM115 137H116V136H114V138H115ZM178 137H181V136H178ZM190 137H191V136H190ZM249 137L251 138L250 135H249ZM261 137H262V136H261ZM263 137H264V136H263ZM8 138H9V137H8ZM20 138H21V140H22V138H24V136H21ZM20 138H19V139H20ZM39 138H40V137H39ZM44 138H45V137H44ZM44 138H43V139H44ZM48 138H49V137H48ZM78 138H79V137H78ZM78 138H77V139H78ZM83 138H85V137H83ZM159 138H160V137H159ZM217 138H218V137H217ZM252 138H253V137H252ZM255 138H253L252 140H254ZM12 139H13V138H12ZM16 139H18V138L16 137ZM43 139H42V140H43ZM59 139H60V137H59ZM63 139H64V138H63ZM150 139H151V138H150ZM190 139H191V138H190ZM190 139H189V140H190ZM212 139H213V138H212ZM235 139H236V138H235ZM247 139H248V138H247ZM4 140L7 141L6 138H4ZM23 140H24V139H23ZM48 140H49V139H48ZM52 140H53V139H52ZM65 140H67V139H65ZM81 140H83V139H81ZM93 140H95V138H94ZM101 140H103V139H101ZM151 140H152V139H151ZM177 140H178V139H177ZM195 140H196V139H195ZM208 140H209V139H207V141H208ZM218 140H219V139H218ZM218 140H217V141H218ZM220 140H221V138H220ZM228 140H229V137H228ZM255 140H256V139H255ZM26 141H27V139H26ZM83 141H84V140H83ZM96 141L98 142V140H96ZM118 141H119V140H118ZM169 141H170V140H169ZM178 141H179V140H178ZM178 141H176V142H178ZM180 141H181V139H180ZM209 141H210V140H209ZM234 141H235V140H234ZM236 141H237V140H236ZM249 141H250V140H249ZM249 141H248V143L251 142V141H250V142H249ZM261 141H262V139H261ZM2 142H3V141H2ZM18 142H19V140H18ZM21 142H22V141H21ZM23 142H24V141H23ZM62 142H63V141H62ZM64 142H65V141H64ZM64 142H63V143H64ZM66 142H67V141H66ZM78 142H80V139H79ZM86 142H87V141H86ZM103 142H104V140H103ZM119 142H120V141H119ZM129 142H130V141H129ZM174 142H175V141H174ZM204 142H205V141H204ZM226 142H228V141L226 140ZM231 142H232V141H231ZM254 142H255V141H254ZM254 142L251 143L252 146H253ZM258 142H259V140H258ZM262 142H264V141H262ZM262 142H261V143H262ZM5 143H6V142H5ZM26 143H27V142H25L24 145H25ZM68 143H69V141H68ZM84 143H85V142H84ZM106 143H107V142H106ZM106 143H105V145H106ZM169 143H171V141H170ZM219 143H220V142H219ZM229 143H230V141H229ZM233 143H234V142H233ZM244 143H245V142H244ZM261 143H260V144H261ZM18 144H19V143H18ZM81 144H82V143H81ZM92 144H93V143H92ZM96 144H98V143H96ZM96 144H95V146H96ZM123 144H124V143H123ZM210 144H211V143H210ZM223 144H224V143H223ZM234 144H235V143H234ZM260 144H259V145H260ZM0 145H1V144H0ZM11 145H12V147H13V144H11ZM15 145H16V144H15ZM22 145H23V144H22ZM67 145H68V144H67ZM169 145H170V144H169ZM175 145H177V144H175ZM178 145H179V144H178ZM178 145H177V146H178ZM196 145H197V144H196ZM196 145H195V146H196ZM246 145H247V144H246ZM251 145H249V146H251ZM255 145H256V142H255ZM261 145H263V144H261ZM65 146H66V145H65ZM78 146H79V145H78ZM122 146H123V145H122ZM181 146H182V145H181ZM192 146H193V145H192ZM203 146H204V145H203ZM244 146H245V145H244ZM249 146H248V147H249ZM12 147H11V150L13 149ZM18 147H19V146L17 145V148H18ZM20 147H23V146H21V144H20ZM68 147H69V145H68ZM68 147H67L66 150H69V148H72V147H74V146L69 147V148H68ZM80 147H81V146H80ZM82 147H83V146H82ZM91 147H92V146H91ZM103 147H104V146H103ZM158 147H160V146H158ZM189 147H190V146H189ZM217 147H218V146H217ZM225 147H226V146H225ZM225 147H224V149H225ZM229 147H230V146H229ZM231 147H234V146H231ZM246 147H247V146H246ZM254 147H255V146H254ZM254 147H253V148H254ZM65 148H66V147H65ZM83 148H84V147H83ZM95 148H96V147H95ZM176 148H177V147H176ZM176 148H174V149H176ZM195 148H196V147H195ZM203 148H205V147H203ZM240 148H241V147H240ZM243 148H244V147H243ZM250 148H252V147H250ZM25 149H26V148H25ZM25 149H24V150H25ZM74 149H75V148H74ZM74 149H73V150H74ZM77 149H79V148H77ZM77 149H76V150H77ZM81 149H82V148H81ZM101 149H102V148H101ZM154 149H155V148H154ZM167 149H168V148H167ZM198 149H200V145H199ZM213 149H214V148H213ZM224 149H223V150H224ZM256 149H257V148H256ZM259 149H260V148H259ZM9 150H10V149H9ZM24 150H23V151H24ZM66 150H65V151H66ZM71 150H72V149H71ZM95 150H96V149H95ZM169 150H170V148H169ZM178 150H179V149H178ZM200 150H201V149H200ZM202 150H203V149H202ZM239 150H243V149H239ZM246 150H251V149H248V148H247ZM262 150H263V152H264V149H262ZM80 151H81V150H80ZM176 151H177V150H176ZM193 151H195V150H193ZM212 151H213V150H212ZM255 151H256V150H255ZM258 151H259V150H258ZM258 151H256V152L258 153ZM62 152H63V151H62ZM68 152H70V150H69ZM71 152H73V151H71ZM71 152H70L69 154H71ZM74 152H75V151H74ZM74 152H73V154H74ZM85 152H86V151H85ZM121 152H122V151H121ZM169 152H170V151H169ZM177 152H178V151H177ZM190 152H191V150H190ZM223 152H224V151H223ZM225 152H226V151H225ZM249 152H250V151H249ZM249 152H247V153L245 152V154H248ZM251 152H252V151H251ZM261 152H262V151H261ZM20 153H21V150H20L18 153H17V150H16V154L19 155ZM59 153L61 154V152H59ZM100 153H101V152H100ZM183 153H184V152H183ZM193 153H194V152H193ZM240 153H241V151H240ZM242 153H244V151H243ZM259 153H260V151H259ZM9 154H10V157H11V153H9ZM69 154H68V157H69ZM155 154H157V153H155ZM155 154H154V155H155ZM167 154H168V153H167ZM221 154H223V153H220V155H221ZM230 154H232V151H231ZM230 154H229V155H230ZM233 154H234V153H233ZM254 154H255V153H254ZM71 155H72V154H71ZM159 155H160V154H159ZM174 155H176V154H174ZM194 155H195V154H194ZM236 155H237V154H236ZM238 155L240 156L241 154H238ZM251 155H252V154H251ZM260 155H261V154H260ZM7 156H9V155H7ZM12 156H13V155H12ZM180 156H181V154H180ZM189 156H190V155H189ZM195 156H196V155H195ZM217 156H219V155H217ZM223 156H224V155H223ZM223 156H221V157H223ZM234 156H235V155H234ZM241 156H242V155H241ZM244 156H245V155H244ZM246 156H247V158H249V155H246ZM254 156H255V155H254ZM254 156H253L252 158H254ZM261 156H262V155H261ZM4 157L6 158V156H4ZM4 157H3V158H4ZM70 157L73 158L72 156H70ZM70 157H69V158H70ZM76 157H77V156H76ZM172 157H174V156L172 155ZM176 157H178V156H176ZM181 157H182V156H181ZM221 157H220V158H221ZM227 157L229 158V156H227ZM227 157H225L224 159L226 160ZM250 157H251V156H250ZM257 157H259V156L257 155ZM5 158H4V159H5ZM7 158L10 159L9 157H7ZM13 158L16 159V157H14V156H13ZM60 158H61V156H60ZM62 158H63V157H62ZM80 158H82V157L80 156ZM80 158H79V159H80ZM120 158H121V157H120ZM234 158H235V157H234ZM238 158H240V157H237V159H238ZM245 158H246V157H245ZM255 158H256V156H255ZM255 158H254V159H255ZM1 159H2V158H1ZM8 159H5V160H8ZM155 159H156V158H155ZM160 159H161V158H160ZM169 159H170V157H169ZM169 159H168V160H169ZM215 159H216V158H215ZM221 159H222V158H221ZM231 159H233V158H231ZM240 159H242V158H240ZM256 159H258V158H256ZM263 159H264V157H263ZM263 159H260V157H259V161H260V160H263ZM5 160H4V161H5ZM11 160H12V159H10V161H11ZM21 160H22V159H21ZM73 160H74V159H73ZM77 160H78V159H77ZM77 160H76V161H77ZM128 160H129V159H128ZM175 160H177V159H175ZM194 160H195V159H194ZM217 160H218V159H217ZM222 160H223V159H222ZM234 160H235V159H234ZM245 160H247L248 163H249V159H245ZM17 161H19V159H18ZM17 161H16V163H17ZM25 161H26V160H25ZM79 161H81V160H79ZM93 161H94V160H93ZM129 161H130V160H129ZM156 161H157V159H156ZM156 161H153V162L156 163ZM158 161H159V160H158ZM181 161H182V160H181ZM197 161H198V160H197ZM218 161H219V160H218ZM218 161H217V162H218ZM226 161H227V160H226ZM229 161H230V160H228L227 162H229ZM242 161H243V160H242ZM242 161L240 160V162H242ZM247 161L244 162V164L247 163ZM259 161H257V162H259ZM263 161H264V160H263ZM263 161H261V162L263 163ZM2 162H3V161H2ZM13 162H14V165H13V166H18V165H19V164H15V161H14V160H13ZM13 162H12V163H13ZM19 162H20V161H19ZM77 162H78V161H77ZM125 162H126V159H125ZM170 162H172V161H170ZM175 162H176V161H175ZM175 162H174V163H175ZM179 162H180V159H179ZM220 162H222V161L220 160ZM220 162H219V163H220ZM236 162H237V161H236ZM236 162H235V163H236ZM250 162H251V159H250ZM21 163L23 164V160H22ZM24 163H25V162H24ZM59 163L63 164L62 159H60V162H59ZM71 163H72V162H71ZM80 163H81V162H80ZM80 163H79V164H80ZM99 163H100V162H99ZM155 163H154V164H155ZM158 163H159V162H158ZM158 163H157L156 165H159ZM160 163H161V162H160ZM180 163H181V162H180ZM180 163H179V164H180ZM222 163H224V160H223ZM225 163H226V162H225ZM225 163H224V164H225ZM230 163H231V162H230ZM232 163H233V162H232ZM253 163H254V161H253ZM262 163H261V164H262ZM0 164H1V162H0ZM2 164H3V163H2ZM5 164H6V163H5ZM10 164H11V163H10ZM76 164H77V163H76ZM124 164H125V163H124ZM149 164H150V163H149ZM166 164H167V163H166ZM177 164H178V162H177ZM191 164H192V163H191ZM193 164H196V161H195V163H193ZM212 164H213V163H212ZM226 164H227V163H226ZM236 164H237V163H236ZM242 164H243V163H242ZM242 164H241V165H242ZM256 164H258V163H256ZM259 164H260V162H259ZM259 164H258V165H259ZM81 165H82V163H81ZM81 165H79V166H81ZM156 165H154V166H156ZM167 165H168V164H167ZM167 165H166V166H167ZM208 165L211 166L210 164H207V166H208ZM228 165H229V164H227V166H228ZM230 165H231V164H230ZM233 165H234V163H233ZM233 165H232V166H233ZM241 165H240V166H241ZM251 165H252V164H249V166H251ZM253 165L255 166V163H254ZM258 165H256V166L258 167ZM13 166H12V167H13ZM101 166H102V165H101ZM101 166H100V167H101ZM124 166H125V165H124ZM159 166H160V165H159ZM159 166H158V167H159ZM176 166H177V165H176ZM181 166H182V164H181ZM203 166H204V165H203ZM209 166H208V167H209ZM234 166H235V165H234ZM242 166H243V165H242ZM242 166H241V167H242ZM249 166H248V168H250ZM262 166H263V165H262ZM12 167H11V168H12ZM22 167H24V165H22ZM158 167L156 166L155 168H157V170H160V169H158ZM179 167H180V166H179ZM204 167L206 168V166H204ZM217 167H218V166H217ZM225 167H226V165L224 166V169H223L222 171L226 170ZM228 167H229V166H228ZM236 167H237V165H236ZM238 167H239V164H238ZM238 167H237V168H238ZM241 167H240V168H241ZM245 167H246V168H245ZM245 167H242V168L247 169V165H246V164H245ZM252 167H253V166H252ZM252 167H251V169H253ZM259 167H260V166H259ZM1 168H2V166H1ZM6 168H7V167H6ZM6 168H5V169H6ZM9 168H10V167H9ZM13 168H14V167H13ZM19 168H20V170H22L21 167H20V165H19V167L17 168V170H19ZM126 168H128V166H127ZM201 168H202V167H201ZM211 168H212V167H210V169H211ZM226 168H227V167H226ZM229 168H230V167H229ZM242 168H241V169H242ZM5 169H3V172H4ZM23 169H24V168H23ZM25 169H26V168H25ZM78 169H80V168H78ZM81 169H82V167H81ZM83 169H84V168H83ZM101 169H102V167H101ZM152 169H153V170H156V169H154V167H152ZM194 169H195V168H194ZM217 169H218V168H216V171H217ZM219 169H220V168H219ZM234 169H235V168H234ZM234 169L232 168V170H234ZM241 169H240V170H239V169H236V171L238 170L237 173H239V171H240V173H241ZM256 169H259V168H256ZM8 170H9V169H8ZM14 170H15V169H14ZM20 170H19V171H20ZM56 170H57V169H56ZM153 170H152V171H153ZM166 170H167V169H166ZM206 170H207V168H206ZM211 170H212V169H211ZM228 170H229V169H228ZM230 170H231V168H230ZM232 170H231V172H233ZM262 170H263V169H262ZM10 171H11V170H10ZM99 171H100V170H99ZM118 171H120V170H118ZM125 171H126V170H125ZM128 171H129V169H127V171H126V173H125V176L127 175V172H128ZM182 171H184L183 167H182ZM201 171L203 172L204 169L201 170ZM207 171H208V170H207ZM213 171H214V170H213ZM213 171H212V175H214V174H213V173H214ZM219 171H220V170H218V172H219ZM226 171H227V170H226ZM234 171H235V170H234ZM236 171H235V172H236ZM242 171L244 172V170H242ZM245 171H247V170H245ZM249 171H250V170H249ZM251 171H253V170H251ZM260 171H261V170H260ZM11 172H12V171H11ZM65 172H66V171H65ZM97 172H98V171H97ZM150 172H151V171H150ZM150 172H149V173H150ZM205 172H206V171H205ZM243 172H242V174L247 173V172H244V173H243ZM257 172H258V171H257ZM5 173H6V171H5ZM5 173H4V174H5ZM7 173H8V172H7ZM12 173H14V172H12ZM17 173H18V172H17ZM17 173H16V174H17ZM80 173H81V174H82V173L84 174V171L81 170ZM123 173H124V172H123ZM152 173H153V172H152ZM152 173H151V174H152ZM155 173H156V172H155ZM174 173H175V172H174ZM179 173H180V171H179ZM181 173H182V172H181ZM197 173H198V172H197ZM215 173H216L217 175H219V173H217V172H215ZM225 173L228 174V172H225ZM225 173H223L224 175H220V176H225ZM253 173H254V172H253ZM16 174H12V175L14 176V175H16ZM78 174H79V172H78ZM81 174H80V175H81ZM119 174H120V173H119ZM201 174H202V173H201ZM205 174H206V173H205ZM220 174H221V173H220ZM229 174H230V173H229ZM242 174H241V175H242ZM262 174H263V173H262ZM26 175H27V173H26ZM117 175H118V174H117ZM128 175H129V173H128ZM128 175H127V176H128ZM155 175L158 176L159 174H158V175L155 174ZM165 175H166V174H165ZM181 175H182V174H181ZM181 175H180V176H181ZM212 175H211V176H212ZM230 175H231V174H230ZM230 175H229V177H228V175L226 176L227 178H229V180L225 177L226 180L230 181V182H228V183H230L232 187H233V186H236L235 184H238V185H239V183H237V182H238L240 179H238V181H237L236 183H235V181H234L235 179H234V180L231 179V180L234 181V183H235V184L233 185V184H232L233 182L231 183V180H230ZM233 175H234V172H233ZM238 175H240V174H238ZM241 175H240V176H241ZM246 175H248V174H246ZM258 175H259V174H258ZM258 175H256V177L259 178L260 175H259V176H258ZM1 176H3V178H4L5 176H6V178H8V177H7V174H6L5 176H4L3 174H1ZM1 176H0V177H1ZM8 176H11V175H10V172H9V175H8ZM13 176H11V177H13ZM68 176H71L70 173H69ZM75 176H76V175H75ZM123 176H124V175H123ZM125 176H124V177H125ZM147 176H148V175H147ZM150 176H151V175H150ZM156 176H155L154 179H157V180H158V177L156 178ZM166 176H167V175H166ZM205 176H206V175H205ZM205 176H204V177H205ZM234 176H235V175H234ZM236 176H237V174H236ZM236 176H235V177H236ZM14 177H15V176H14ZM22 177H25V176H22ZM27 177H28V176H27ZM77 177H78V176H77ZM102 177H103V176H102ZM174 177H175V176H174ZM177 177L179 178V176H177ZM177 177H176V178H177ZM198 177H201V176H198ZM198 177H197V178H198ZM231 177H232V175H231ZM237 177H239V176H237ZM246 177H247V176H246ZM263 177H264V175H263ZM16 178H17V175H16ZM66 178H67V176H66ZM66 178H65V179H66ZM79 178H80V177H79ZM81 178H83V176H82ZM85 178H86V177H85ZM117 178H118V177H117ZM125 178H126V177H125ZM214 178H216V176H215ZM217 178L220 179L219 177H217ZM243 178H244V176H243ZM243 178H242V179H243ZM260 178H261V176H260ZM14 179H15V178H14ZM14 179H12V180L14 181ZM77 179H78V178H77ZM147 179H148V178H147ZM163 179H164V178H163ZM199 179H201V178H199ZM202 179H203V178H202ZM205 179H206V178H204V180H202V181H205ZM218 179H217V180H218ZM225 179L221 178V181H219V183H218V184L216 183L215 185H213V184L215 183V182L213 181L214 183H211V184H212V187L209 188L210 190H209L208 192H209V193H213V194H216V192L218 193V191H216V186H218L217 190H218L220 187H221L220 189H222V188L226 185V181H225ZM252 179H253V178H252ZM262 179H263V178H262ZM262 179H261V180H262ZM1 180L3 181V179H1ZM15 180H16V179H15ZM38 180H39V179H38ZM79 180H80V179H79ZM85 180L87 181V178H86ZM102 180H103V179H102ZM125 180H126V179H125ZM128 180H129V179H128ZM152 180H153V179H152ZM173 180L175 181V179H173ZM190 180H191V178H190ZM212 180H213V179L211 178V181H212ZM217 180H215V181H217ZM248 180H249V179H247L246 182H247ZM250 180H251V179H250ZM255 180H259V179H255ZM2 181H1V182H2ZM6 181H7V180H6ZM8 181H9V180H8ZM8 181H7V183L9 184ZM10 181H11V180H10ZM13 181H12V183H13ZM59 181H60V180H59ZM59 181H58V182H59ZM76 181L79 182L78 180H76ZM80 181H82V179H81ZM86 181H85V183H88V182H86ZM88 181H89V180H88ZM129 181H130V180H129ZM168 181H170V180H168ZM176 181H177V180H176ZM240 181H241V180H240ZM242 181H243V180H242ZM3 182H5V179H4ZM39 182H40V181H39ZM39 182H38V183H39ZM122 182H123V180H122ZM189 182H190V181H189ZM208 182H210V181H208ZM224 182H225V183H224ZM251 182H252V181H251ZM256 182H257V181H256ZM263 182H264V181H263ZM10 183H11V182H10ZM15 183H16V181H15ZM22 183H23V182H22ZM115 183H116V182H115ZM127 183H128V182H127ZM146 183H147V182H146ZM146 183H145V184H146ZM190 183H191V182H190ZM193 183H194V180H193ZM200 183H201V181H199V184H200ZM258 183H259V182H258ZM2 184H3V183H2ZM60 184H61V183H60ZM79 184H82V183L80 182ZM102 184H103V183H102ZM117 184H119V183H117ZM120 184H121V183H120ZM122 184H123V183H122ZM125 184H126V182H125ZM147 184H148V183H147ZM208 184H209V186H210V183H208ZM240 184L242 185V183H240ZM256 184H257V183H256ZM0 185H1V183H0ZM14 185H15V184H14ZM63 185H64V181H63ZM63 185H62V186H63ZM88 185H89V183H88ZM143 185H144V184H143ZM149 185H150V184H149ZM195 185H196V183H195ZM203 185H204V184H203ZM246 185H247V183H246ZM258 185H259V184H258ZM260 185H261V184H260ZM1 186H2V185H1ZM4 186H5V185H4ZM4 186H3V187H4ZM10 186H11V185H10ZM17 186H18V185H17ZM19 186H20V184H19ZM19 186H18V187H19ZM43 186H44V184H43ZM76 186H77V185H76ZM80 186H81V185H80ZM80 186H78V187L80 188ZM114 186H115V185H114ZM201 186H202V185L200 184V187H199L200 189H206V188H207V187H206V188H205V187L203 188V186H202V188H201ZM228 186H229V184H228ZM228 186L226 185L225 187H228ZM244 186H245V185H243V188H244ZM249 186H251V185H249ZM3 187H1L2 190H4ZM88 187H91V186H88ZM118 187H119V188H120V187L122 188V186H118ZM128 187H129V186H128ZM144 187H145V186H144ZM172 187H173V186H172ZM196 187H198V185H197ZM240 187H241V186H240ZM240 187L238 186V188H240ZM246 187H247V186H246ZM246 187H245V188H246ZM255 187H256V186H255ZM261 187H262V186H261ZM8 188H9V190H10V187H8ZM69 188H70L69 191H71V187H69ZM146 188H147V187H146ZM160 188H161V186L159 187V189H160ZM199 188H196V189H199ZM211 188H212V189H211ZM228 188H229V187H228ZM251 188H252V187H251ZM258 188H259V187H258ZM5 189H7V187H6ZM60 189H61V188H60ZM75 189H76V188H75ZM75 189H74V190H75ZM83 189H84V188H83ZM90 189H91V188H90ZM112 189H113V188H112ZM114 189H115V188H114ZM117 189H118V188H117ZM141 189H142V188H141ZM162 189L165 190L164 187H163ZM229 189H230V188H229ZM229 189H227L228 192H229ZM234 189H235V188H234ZM261 189H262V188H261ZM2 190H1V192H2ZM7 190H8V189H7ZM13 190H14V188H13ZM85 190H86V188H85ZM124 190H125V189H124ZM128 190H129V189H128ZM160 190H161V189H160ZM189 190H190V189H189ZM222 190H224V189H222ZM222 190H221V191H222ZM227 190H226V193H227V194H226V193H225V194H226V196H230L231 193H228ZM236 190H238V189H237V186H236ZM239 190H240V189H239ZM239 190H238V192L241 191V190H240V191H239ZM242 190H243V189H242ZM67 191H68V189L66 190V194H70V193H71V192H68V193H67ZM77 191H78V190H77ZM83 191H84V190H83ZM83 191H81L79 194L83 193ZM87 191H88V190H87ZM91 191H92V190H91ZM91 191H90V192L88 191V192L91 193ZM94 191H95V190H94ZM110 191H111V190H110ZM161 191L164 192L163 190H161ZM193 191H194V190H193ZM210 191H212V192H210ZM230 191H232V190L230 189ZM233 191H234V190H233ZM245 191H246V189H245ZM253 191H254V189H253ZM3 192H4V191H3ZM7 192H8V191H7ZM12 192H14V191H12ZM112 192H113V191H112ZM118 192H119V191H118ZM151 192H152V191H151ZM151 192H150V193H151ZM165 192H166V191H165ZM199 192H201V191H199ZM238 192H237V193L235 192L236 195L238 194ZM242 192H244V191H242ZM5 193H6V192H4V194H5ZM44 193H45V192H44ZM95 193H96V192H95ZM109 193L111 194V192H109ZM122 193H123V192H122ZM124 193H125V192H124ZM153 193H154V192H153ZM183 193H184V192H183ZM189 193H190V192H189ZM196 193H198V191H197ZM201 193H202V192H201ZM201 193H200L199 195H201ZM209 193H208V194H209ZM12 194H13V193H12ZM77 194H78V193H77ZM77 194H76V195H77ZM85 194H86V192H85ZM113 194H114V193H113ZM116 194H117V195H120V194H118L117 192H116ZM148 194H149V193H148ZM148 194H147V195H148ZM156 194H157V193H156ZM184 194H185V193H184ZM239 194H240V193H239ZM239 194H238V195H239ZM258 194H259V192H258ZM258 194H257V195H258ZM0 195H2V194H0ZM43 195H44V194H43ZM87 195H88V194H87ZM91 195L93 196V194H91ZM91 195H90V196H91ZM95 195H97V194H95ZM127 195H128V194H127ZM149 195H150V194H149ZM161 195H162V194H161ZM186 195H188V194H186ZM192 195H193V194H192ZM192 195H191V196H192ZM197 195H198V194H197ZM209 195H211V194H209ZM217 195H218V194H217ZM217 195H216V196L213 195V198H212V196H209V197H208L206 194H205L204 196H206V198H207V197L209 198L208 202L211 201V203H213L214 201L212 202V200H213L214 198H216ZM232 195H234V194L232 193ZM236 195H235V196H236ZM242 195H243V194H242ZM250 195H251V194H250ZM257 195H256V196H257ZM3 196H4V195H3ZM5 196H6V195H5ZM62 196H63V195H62ZM79 196H80V195H79ZM81 196H82V195H81ZM81 196H80V198H81ZM163 196H164V195H163ZM184 196H185V195H184ZM189 196H190V195H189ZM191 196H190V197H191ZM194 196H195V195H194ZM222 196H224V197H223V202H225V201H224V198H225L226 196L224 195V193H223ZM245 196H247V195H245ZM252 196H253V194H252ZM0 197H1V196H0ZM63 197L65 198V200H66V199H67V201L69 200V199H68L69 195H68V197H65V196H63ZM77 197H78V196H77ZM85 197H86V195H85ZM111 197H112V196H111ZM192 197H193V196H192ZM192 197L190 198V200L192 199ZM198 197H200V196H198ZM210 197L212 198V200H211ZM240 197H241V196H240ZM1 198H2V197H1ZM43 198H45V197H43ZM43 198H42V200H43ZM88 198H89V197H88ZM88 198H86V200H87ZM92 198H93V197H92ZM114 198H116V197H114ZM114 198H113V200H114ZM203 198H204V197H203ZM208 198H207V199H208ZM229 198H230V197H228V200H227V201H229ZM231 198H232V197H231ZM231 198H230V199H231ZM236 198H237V197H236ZM236 198H235V199H236ZM5 199H7V198H5ZM5 199H4V200H5ZM81 199H83V197H82ZM90 199H91V198H90ZM98 199H99V198H98ZM109 199H111V198H109ZM116 199H117V198H116ZM122 199L125 200L126 198H122ZM122 199H121V200H122ZM196 199H199V198L196 197ZM200 199H201V198H200ZM204 199H205V198H204ZM217 199H218V198H217ZM251 199H252V198H251ZM251 199H250V200H251ZM255 199L257 200V198H255ZM255 199H254V200H255ZM2 200H3V198H2ZM2 200H1V201H2ZM12 200H13V198H12ZM91 200H92V199H91ZM100 200H101V205H102V196L100 197ZM126 200H128V198H127ZM126 200H125V201H126ZM225 200H226V199H225ZM250 200H249V201H250ZM252 200H253V199H252ZM252 200H251V202H252ZM10 201H11V200H10ZM14 201H15V200H13V204L18 205V204H17L18 202H17V203H14ZM79 201H80V200H79ZM79 201H78V202H79ZM98 201H99V200H98ZM128 201H129V200H128ZM142 201H143V199H142ZM194 201H195V200H194ZM203 201H204V200H203ZM215 201H216V200H215ZM235 201H236V200H235ZM6 202H7V200H6ZM6 202H5L4 206H6V205L8 204V203L6 204ZM11 202H12V201H11ZM15 202H16V201H15ZM84 202H85V200H84ZM122 202H124V201H122ZM181 202H182V201H181ZM191 202H193V201H191ZM196 202H198V200H197ZM204 202H206V201H204ZM237 202H239V201H237ZM243 202H246V201H243ZM256 202H257V201H256ZM42 203H43V202H42ZM44 203H45V202H44ZM71 203H73V202H71ZM80 203H81V202H79V205H80ZM87 203H89V202L87 201ZM93 203H95V202L93 201ZM125 203H129V202H125ZM211 203H210V204L208 203L209 206H210V205H211V206L213 205V204H211ZM214 203L216 204L217 202H214ZM235 203H236V202H234V204H235ZM247 203H248V202H247ZM254 203H255V202H254ZM257 203H258V202H257ZM11 204H12V203H11ZM74 204H75V202H74ZM91 204H92V203H91ZM115 204H116V203H115ZM122 204H123V203H122ZM188 204H189V202H188ZM194 204H195V203H194ZM201 204L203 205V203H201ZM215 204H214V206H215ZM222 204H223V203H222ZM227 204H228V203H227ZM232 204H233V203H232ZM236 204H237V203H236ZM239 204H240V203H239ZM261 204H262V203H261ZM16 205H15V207H17ZM22 205H23V204H22ZM22 205H21V206H22ZM72 205H73V204H72ZM82 205H83V204H82ZM84 205H85V203H84ZM113 205H114V204H113ZM113 205H112V206H113ZM119 205H120V204H119ZM124 205H126V204H124ZM127 205H129V204H127ZM152 205H153V204H152ZM152 205H151V206H152ZM181 205H182V204H181ZM199 205H200V204H199ZM199 205H197V206H199ZM204 205H205V204H204ZM206 205H207V204H206ZM206 205L203 206V207H202L201 205H200V206H201L203 209H205L204 207H206ZM225 205H226V203H225ZM225 205L223 204V206H225ZM228 205H229V204H228ZM253 205H254V204H253ZM253 205H252V206H253ZM0 206H1V205H0ZM7 206H8V205H7ZM42 206H44V204H43ZM74 206H76V205H74ZM109 206L111 207V205H109ZM120 206H121V205H120ZM182 206H183V205H182ZM191 206H192V203H191ZM211 206H210V207H211ZM223 206H222V207H223ZM233 206H234V205H233ZM241 206L243 207V204H241ZM261 206H263V205H261ZM261 206H259V207H261ZM10 207H11V206H10ZM22 207H23V206H22ZM76 207H78V205H77ZM94 207H95V205H94ZM100 207H101V208H100ZM100 207L98 208L96 215H97V214H101V219H100V221H101V220H104V219L107 218V211H106V209H105V210L102 212L101 209L103 208V206H100ZM110 207H109V208H110ZM121 207H122V206H121ZM152 207H153V206H152ZM183 207H184V206H183ZM217 207H218V206H217ZM217 207H213V208H217ZM219 207H220V206H219ZM227 207H228V206H227ZM229 207H230V206H229ZM235 207H236V206H235ZM237 207H239V206H237ZM245 207H246V206H245ZM245 207H244V208H245ZM0 208H1V207H0ZM33 208H34V207H33ZM33 208H32V209H33ZM67 208H68V207H67ZM69 208L72 209V208H74V207H72V208L69 207ZM69 208H68V209H69ZM78 208H79V210H76L77 208H74V209H75L78 213L81 214V208H80V206H79ZM85 208H86V207H85ZM88 208H89V206L87 207V209H88ZM126 208H127V206H126ZM126 208H125V209H126ZM149 208H150V207H149ZM194 208H195V207H194ZM196 208H197V207H196ZM232 208H234V207H232ZM244 208H243L242 211H244ZM254 208H255V206H254ZM2 209H3V205H2ZM2 209H1V211H3ZM6 209H7V208H5V210H4L5 212H7ZM12 209H13V208H12ZM32 209H31V211H32ZM90 209H92V208H90ZM90 209H88V210H90ZM94 209H95V208H94ZM120 209H121V208H120ZM127 209H128V208H127ZM182 209L184 210V208H182ZM200 209H201V208H200ZM210 209H211V208H210ZM219 209H220V208H219ZM219 209H218V208L216 209L217 212H218ZM226 209H227V208H225L224 210H226ZM245 209H247V208H245ZM7 210H8V209H7ZM20 210H21V209H20ZM26 210H27V209H26ZM34 210H35V209H34ZM34 210H33V212H35ZM75 210H74V211H75ZM92 210H93V209H92ZM121 210H123V209H121ZM128 210H130V209H128ZM198 210H199V209H197L196 211H198ZM212 210H213V209H212ZM212 210H209V212L211 213ZM214 210H215V209H214ZM220 210H221V209H220ZM220 210H219V211H220ZM233 210H234V209H233ZM235 210H236V208H235ZM237 210H239V209H237ZM248 210H250V209H248ZM251 210H252V209H251ZM251 210H250V211H251ZM261 210H262V209H261ZM4 211H3V212H4ZM11 211H12V210H11ZM15 211H16V210H15ZM31 211H30V209H29V211H27V212L30 214ZM64 211L66 212V209H65ZM68 211H69V210H68ZM68 211H67V212H68ZM72 211H73V210H72ZM74 211H73V212H74ZM79 211H80V212H79ZM186 211H187V210H186ZM192 211L194 212V210H192ZM201 211H202V210H201ZM201 211H200V212H201ZM229 211H230V210H229ZM229 211H228V212H229ZM239 211H241V210H239ZM246 211H247V210H246ZM5 212H4V213H5ZM9 212H10V210H9ZM13 212H14V211H13ZM13 212H12V213H13ZM17 212H18V210H17ZM17 212H16V213H17ZM24 212H26V211H24ZM65 212H64V213H65ZM121 212H122V211H121ZM123 212H124V211H123ZM123 212H122V213H123ZM182 212H183V211H182ZM206 212H207V211H206ZM206 212H205V213H206ZM221 212H222V211H221ZM234 212H235V211H234ZM252 212H253V211H252ZM252 212H251V214H252ZM1 213H2V212H1ZM10 213H11V212H10ZM12 213H11V215L15 214V213H13V214H12ZM20 213H22V212H20ZM28 213H27V214H28ZM64 213H63V214H64ZM91 213H92V212H91ZM118 213H119V212H118ZM180 213H181V212H180ZM186 213H187V212H186ZM195 213H198V215H199V211H198V212H195ZM195 213H194V214H195ZM214 213L217 214L216 212H214ZM224 213H225V212H224ZM244 213H245V212H244ZM253 213H254V212H253ZM5 214L7 215V213H5ZM65 214H66V213H65ZM68 214H70V215H68ZM68 214L65 215V216L63 215L64 218H63V216L61 215V217L63 218V220L66 219V218H65L66 216H68V217H69V216H72L70 211L68 212ZM74 214H75V213H73V215H74ZM120 214H121V213H120ZM139 214H140V213H139ZM200 214H201V213H200ZM203 214H204V212H203ZM206 214H207V213H206ZM208 214H209V213H208ZM212 214H213V213H212ZM219 214H221V213H219ZM225 214H226V213H225ZM227 214H228V213H227ZM241 214H242V213H241ZM8 215H9V214H8ZM17 215H19V214L17 213ZM24 215H26V214H24ZM31 215H32V214H31ZM58 215H59V214H58ZM76 215H77V214H76ZM171 215H172V214H171ZM183 215H184V214H183ZM190 215H191V214H190ZM222 215H223V214H221L220 217H221ZM235 215H236V214H235ZM238 215H239V214H238ZM255 215H256V214H255ZM263 215H264V214H263ZM263 215H261V216H263ZM9 216H10V215H9ZM14 216H16V215H14ZM21 216H22V215L20 214V217H21ZM29 216H30V215H29ZM33 216H35V215H33ZM33 216H32V217H33ZM78 216H79V214H78ZM89 216H90V215H89ZM188 216H189V215H188ZM194 216H195V215H194ZM202 216H203V215H202ZM205 216H207V215H205ZM214 216H215V215H212V217H211V218L213 219V221H216V220H214V219H219V218H217L219 215H216V216H215L216 218H215ZM226 216H227V215H226ZM230 216H231V215H229L228 218H229ZM247 216H250V213H249ZM252 216H253V215H252ZM10 217H11V216H10ZM10 217H8V218L10 219ZM16 217H17V216H16ZM16 217H15V218H16ZM24 217H25V216H24ZM26 217L28 218V216H26ZM26 217H25V218H26ZM48 217H49V216H47V218H48ZM50 217H52V216H50ZM55 217H56V216H54L53 218L56 219L57 217H56V218H55ZM59 217H60V216H59ZM61 217H60V218H61ZM68 217H67V218H68ZM82 217H83V216H82ZM96 217H97V216H95V220H96ZM173 217H174V216H173ZM222 217H223V216H222ZM233 217H234V216H233ZM242 217H243V216H242ZM30 218H31V217H30ZM33 218H34V217H33ZM43 218H45V222H44V223H46V221H47L46 219H47V218H46V217H43ZM60 218H59V219H60ZM62 218H61V219H62ZM77 218H78V217H77ZM111 218H112V217H111ZM115 218H116V217H115ZM115 218H114V219H115ZM170 218H171V217H170ZM186 218H187V217H186ZM192 218H193V217H192ZM197 218H198V217H197ZM199 218H200V217H199ZM201 218H202V217H201ZM203 218L205 219V217H203ZM226 218H227V217H226ZM228 218H227V219H228ZM234 218H235V217H234ZM244 218H245V217H244ZM248 218H249V217H248ZM252 218H253V217H252ZM252 218H251V221H252ZM3 219H5V217H4ZM3 219H2V220H3ZM12 219H13V218H12ZM51 219H52V218H51ZM57 219H58V218H57ZM57 219H56V222H54L55 224H56L57 222L59 223V222H62V221H63V220L60 221V220H57ZM69 219H70V218H69ZM71 219H72V218H71ZM83 219H84V217H83ZM85 219H86V218H85ZM92 219H93V218H92ZM117 219H118V218H117ZM117 219H115V220H117ZM190 219H191V218H190ZM208 219H209V218H208ZM208 219H207V220H208ZM220 219H222V218H220ZM227 219H226V220H227ZM237 219H238V218H237ZM240 219H241V218H240ZM260 219H261V218H260ZM2 220H1V221H2ZM14 220H15V219H14ZM14 220H12V221H14ZM22 220H25V222H27L26 219H23V218H22ZM28 220H30V219L28 218ZM41 220H43V219H41ZM41 220H40V222H41ZM95 220H94V221H95ZM191 220H192V219H191ZM207 220L205 219V221H207ZM242 220H243V219H242ZM242 220H241V221H242ZM5 221H6V219H5ZM7 221H9V220L7 219ZM10 221H11V220H10ZM10 221H9V223H10ZM16 221H17V220H16ZM16 221H15V224H16V223H20V220H19V222H16ZM30 221H31V220H30ZM30 221H29V223H30ZM49 221H50V220H49ZM65 221H66V220H65ZM65 221H64V222H65ZM67 221L71 223V220L69 221V220L67 219ZM67 221H66V222H67ZM89 221L92 222L91 219H89ZM154 221H155V219H154ZM167 221H168V220H167ZM194 221H196V219H194ZM194 221H193V222H194ZM197 221H198V219H197ZM197 221H196L195 223H197ZM205 221L202 222V223H205V229H206V223H207L208 221H210V220H208L207 222H205ZM224 221H225V218H224ZM231 221H232V220H231ZM239 221H240V220H239ZM249 221H250V220H249ZM22 222H24V221H22ZM31 222H32V221H31ZM47 222H48V221H47ZM66 222H65V224H66ZM73 222H75V221L73 220ZM73 222H72V223H73ZM91 222H90V226H91ZM185 222H187V221L185 220ZM211 222H212V221H211ZM222 222H223V221H222ZM222 222H219V225L217 224V225H218V229H217V230H219V229L222 227V226H220V225H222V224L224 225V223H222ZM226 222H227V221H226ZM253 222H254V221H253ZM253 222H251V223H253ZM263 222H264V221H263ZM2 223H3V221H2ZM11 223H12V222H11ZM27 223H28V222H27ZM27 223H25V224H27ZM29 223H28V224H29ZM54 223H53V224H54ZM58 223H57V224H58ZM75 223H76V224H75V226H76V225H77V222H75ZM83 223H85V224L87 225L86 221L84 222V220H83ZM83 223H82V224H83ZM93 223H94V222H93ZM181 223H182V222H181ZM209 223H210V222H209ZM214 223H215V222H214ZM217 223H218V222H217ZM221 223H222V224H221ZM233 223H234V222H233ZM242 223H243V221H242ZM248 223H249V222H248ZM251 223H250V224H251ZM13 224H14V223H13ZM39 224H40V223H39ZM41 224H42V222H41ZM46 224H47V223H46ZM57 224H56V225H57ZM59 224H61V223H59ZM65 224H64V225H65ZM88 224H89V223H88ZM188 224H189V223H187L186 225H188ZM193 224H194V223H193ZM199 224H201V223H199ZM207 224H208V223H207ZM210 224H211V223H210ZM210 224H208V226H209ZM229 224H230V223H229ZM231 224H232V223H231ZM243 224H245V223H243ZM1 225H3V224H1ZM5 225H6V224H5ZM5 225H4V226H5ZM17 225H18V224H17ZM17 225H16V226H17ZM29 225H31V224H29ZM29 225H28V226H29ZM37 225H38V224H37ZM37 225H36V226H37ZM56 225H55V226H56ZM62 225H63V224H62ZM62 225H61V226H62ZM67 225H68V224H67ZM67 225L65 226L66 228H67ZM69 225H70V224H69ZM83 225H84V224H83ZM83 225H82V226H83ZM102 225H103V223H102ZM162 225H163V224H162ZM215 225H216V224H215ZM217 225H216V227H217ZM235 225H236V224H235ZM26 226H27V225H26ZM39 226H40V225H39ZM51 226H52V225H51ZM53 226H54V225H53ZM59 226H60V225H59ZM61 226H60V228L63 229L64 231L61 230L58 226H56V229H57V227H58V229H59L57 232L62 231V233H64L65 237H63V238H57V236H56L57 234L55 235V233H54V235H53V237L56 236V238H57V240H58V242H59L58 245L60 244V246H58V247L56 246V247H57V251L59 252V253H58V255H59V256H58V259L61 260V262H64V263H66L65 261H67V260H68V262H73V261H74V258H75L76 256L79 257V255H81V254H80V253H81V250H80V249H81L82 246L85 244V242H86V243L89 242L88 240L85 241L86 238L89 237V236H87V235H89V234L87 233L86 229L83 228V227H81V228H83V230H82L80 227H79V229H76V228H73V227H72V228H73V231H72V230H69V231H70V232H69V231H67L68 228H69V226H68L67 229L64 228L63 226H62V227H61ZM70 226H73V225L71 224ZM77 226H78V225H77ZM88 226H89V225H87V227H88ZM90 226H89V227H90ZM178 226H179V225H178ZM178 226H177V228H178ZM184 226H185V225H184ZM189 226H190V225H189ZM219 226H220V227H219ZM253 226H255V225H253ZM6 227H8V226H5V227H4L5 230H6ZM9 227H10V226H9ZM13 227H14V225H13ZM13 227H12V228H13ZM17 227H19V226H17ZM43 227H45V226H43ZM43 227H42V228H43ZM84 227H85V226H84ZM171 227H172V225H171ZM181 227H182V225H181ZM181 227H180V229H182ZM187 227H188V226H187ZM187 227H186V228H187ZM201 227H202V226H201ZM216 227H214V228H216ZM225 227H226V226H225ZM235 227H236V226H235ZM243 227H245V226H243ZM248 227H249V225H248ZM258 227H259V226H258ZM0 228H2V227H0ZM12 228H11V229H12ZM21 228H22V226L20 227V230L22 231ZM36 228H37V227H36ZM36 228H34L35 231H36ZM42 228L40 227V229H42ZM48 228H49V226H48ZM51 228H52V227H51ZM53 228H55V227H53ZM70 228H71V227H70ZM70 228H69V229H70ZM103 228H104V227H103ZM177 228H176V229H177ZM203 228H204V227H202V229H203ZM214 228H213V229H214ZM228 228H229V226H228ZM240 228H241V226H240ZM246 228H247V227H246ZM250 228H252V227H250ZM2 229H3V228H2ZM13 229H14V228H13ZM40 229H37V230H40ZM56 229H55V230H56ZM74 229H76V231H75ZM89 229H90V228H89ZM143 229H144V228H143ZM143 229H142V230H143ZM176 229H175V230H176ZM180 229L178 228L177 230L180 231ZM191 229H192V228H191ZM210 229H211V228H209V230H210ZM229 229H230V228H229ZM233 229H234V228H233ZM5 230H4V231H5ZM7 230H8V229H7ZM47 230H48V229H47ZM51 230H53V229H51ZM65 230H66V231H65ZM87 230H88V229H87ZM130 230H131V229H130ZM164 230H165V229H164ZM177 230H176V231H177ZM182 230H183V229H182ZM189 230H190V229H189ZM203 230H204V229H203ZM222 230H223V229H221V231H222ZM231 230H232V228H231ZM235 230H236V229H235ZM238 230H239V228H238ZM240 230H241V229H240ZM254 230H258V229L256 228V229H254ZM259 230L261 231V228H259ZM12 231H13V230H12ZM15 231H16V230H14V233H15ZM18 231H19V228H18ZM18 231H16V232H18ZM43 231H45V229H43ZM49 231H50V230H49ZM85 231H86V233H85ZM89 231H90V230H89ZM89 231H88V232H89ZM96 231H97V230H96ZM100 231H101V230H100ZM176 231H175V233H178V232H179V231H178V232H176ZM184 231L187 232V231L185 230V228H184ZM184 231H183V232H184ZM198 231H199V230H198ZM198 231H197V232H198ZM200 231H201V229H200ZM200 231H199V232H200ZM207 231H208V229H207ZM210 231H211V230H210ZM224 231L226 232L225 229H224ZM229 231H230V230H229ZM232 231H233V230H232ZM232 231H230V232H232ZM260 231H259V232H260ZM1 232H2V231H1ZM31 232L33 233V231H31ZM31 232H30V233H31ZM38 232H39V231H38ZM38 232L36 231V233H38ZM41 232H42V231H41ZM55 232H56V231H55ZM72 232H75V233H72ZM130 232H131V231H130ZM190 232H191V231H190ZM194 232H195V231H194ZM208 232H209V231H208ZM212 232H213V231H212ZM212 232H211V233H212ZM216 232H218V231H216ZM219 232H220V231H219ZM227 232H228V231H227ZM233 232H234V231H233ZM237 232L239 233V231H237ZM251 232H252V230H251ZM256 232H257V231H256ZM259 232H258V233H259ZM9 233H10V232H9ZM14 233H13V234H14ZM19 233H20V232H19ZM30 233H29V234H30ZM43 233H45V234L48 235L49 232H42V234H43ZM98 233H99V230H98ZM100 233H101V232H100ZM139 233H140V232H139ZM173 233H174V232H173ZM173 233H172V234H173ZM175 233H174L173 237L176 236ZM203 233L205 234V231H204ZM211 233H210V236H211ZM238 233H237V234H238ZM2 234H3V233H2ZM2 234H0V238H1V239H2ZM5 234H7V231L5 232ZM45 234H44V235H41V236H44V237H45V236H46ZM52 234H53V233H50L51 236H52ZM73 234H74V235H73ZM162 234H163V233H162ZM172 234H171V235H172ZM179 234H181V233H179ZM182 234H183V233H182ZM187 234H188V233H187ZM193 234H194V233H193ZM207 234H208V233H207ZM214 234H215V233H214ZM222 234L224 235V233H221V232H220L219 236L221 235V237H222ZM226 234H227V233H226ZM234 234H236V232H234ZM261 234H263V233H261ZM3 235H4V234H3ZM10 235H12V233H11ZM32 235H33V234H32ZM62 235H63V234H60V236H62ZM64 235H63V236H64ZM171 235L169 236V238L171 237ZM183 235H185V234H183ZM194 235H195V234H194ZM194 235H193V236H194ZM199 235H201V234H199ZM208 235H209V234H208ZM254 235H255V234H254ZM4 236H5V235H4ZM4 236H3V237H4ZM13 236H16V235L14 234ZM24 236H25V235H24ZM27 236H29V235H27ZM27 236H26L25 239H24V238H23V239H24V240H28ZM51 236H50V237H51ZM58 236H59V235H58ZM99 236H100V235H99ZM185 236H186V235H185ZM202 236H204V235H202ZM206 236H207V235H206ZM212 236H213V235H212ZM215 236H216V235H215ZM215 236H214V237H215ZM217 236H218V234H217ZM219 236H218V237H219ZM235 236H236V235H235ZM239 236H240V235H239ZM9 237H10V236H9ZM9 237H8V238H9ZM19 237H20V236H19ZM29 237H30V236H29ZM47 237H49V235H48ZM47 237H46V239H47ZM50 237H49V238H50ZM53 237H51V238H53ZM186 237H187V236H186ZM190 237H191V236H190ZM199 237L201 238V236H199ZM214 237H213V238H214ZM224 237L226 238V236H224ZM224 237H223V238H224ZM229 237H230V236H229ZM260 237H261V236H260ZM33 238H35L34 243L37 244L36 242H38V241H36V240H37L36 237L34 236ZM41 238H42V237H41ZM178 238L181 239V236H179ZM187 238H188V237H187ZM187 238H186L185 241H187ZM191 238H192V237H191ZM200 238H199V239H200ZM204 238H205V236H204ZM204 238H201V240L204 239ZM206 238H207V237H206ZM215 238H216V237H215ZM215 238L212 239V240H213L212 242H214ZM230 238H231V237H230ZM233 238H235V237H233ZM1 239H0V240H1ZM16 239H17V238H16ZM16 239H15V240H16ZM60 239H61V240H60ZM170 239H171V238H170ZM179 239H178V240H179ZM183 239H184V238H183ZM192 239H193V238H192ZM192 239H191V240H192ZM221 239H222V238H221ZM221 239H220V237H219V241H220ZM236 239H238V238H236ZM236 239H234V240H236ZM248 239H250V238H248ZM254 239H255V236H254ZM42 240H43V238H42ZM49 240H51V239H49ZM53 240H54V239H53ZM59 240H60V241H59ZM149 240H150V239H149ZM158 240H159V239H158ZM172 240H173V238L171 239V241H172ZM176 240H177V237H176ZM189 240H190V239H189ZM191 240H190V241H191ZM201 240L199 241V243L201 242ZM206 240H207V239H206ZM222 240H223V239H222ZM10 241H12V240H10ZM28 241H29V240H28ZM35 241H36V242H35ZM43 241H44V240H43ZM51 241H52V240H51ZM173 241H174V240H173ZM180 241H182V240H180ZM216 241H217V240H215V242H216ZM223 241H225V240H223ZM239 241H240V240H239ZM254 241H256V240H254ZM1 242H2V241H1ZM31 242H32V241H31ZM40 242H42V241H40ZM48 242H49V241H48ZM53 242H54L53 244H57V243H55V241H53ZM156 242H157V241H156ZM174 242H176V241H174ZM178 242H179V241H178ZM205 242H206V241H205ZM205 242H204V243H205ZM207 242H208V241H207ZM207 242H206V243H207ZM212 242H211V243H212ZM235 242H237V241H235ZM3 243H4V242H3ZM8 243H10V242H8ZM15 243H16V242H15ZM29 243H30V242H29ZM115 243H116V242H115ZM133 243H134V242H133ZM149 243H150V242H149ZM168 243H169V242H168ZM176 243H177V242H176ZM181 243H182V242H181ZM184 243H185V242H184ZM186 243H188V242H186ZM190 243H191V242H190ZM199 243L197 242V244H199ZM217 243H218V241H217ZM217 243H216V245H217ZM231 243H232V241H231ZM238 243H240V242H238ZM245 243H246V242H245ZM30 244H31V243H30ZM35 244H34L33 246H35ZM39 244H40V243H39ZM172 244H173V242H172ZM182 244H183V243H182ZM201 244H203V243H201ZM214 244H215V243H214ZM218 244H219V243H218ZM223 244H224V243H223ZM236 244H237V243H236ZM242 244L244 245V242H243ZM1 245H2V243H1ZM18 245H19V244H18ZM20 245H21V244H20ZM25 245H26V243H25ZM25 245H24V246H25ZM27 245H28V244H27ZM85 245H86V247H85ZM85 245H84L85 248H84V247L82 248V249H84V250L88 247L87 244H85ZM112 245H113V243H112ZM126 245H127V244H126ZM132 245H133V244H132ZM151 245H152V243H151ZM183 245H185V244H183ZM183 245H181V246H183ZM221 245H222V243H221ZM221 245H218V246L220 247ZM234 245H235V244H234ZM238 245H240V244H238ZM238 245H237V246H238ZM7 246H8V245H7ZM14 246H15V245H13V248H14ZM48 246H49V244H48ZM50 246H51V244H50ZM154 246H155V244H154ZM154 246H153V247H154ZM173 246H174V245H173ZM176 246H177V245H176ZM188 246H189V244H188ZM196 246H197V245H196ZM209 246H210V245H209ZM218 246H217V249H216V250H218V248H219ZM240 246H241V249H242V245H240ZM245 246H246V244H245ZM3 247H4V245L1 247V249L4 251ZM17 247H18V246H17ZM36 247H37V245H36ZM151 247H152V246H151ZM190 247H191V246H190ZM199 247H200V246H199ZM199 247L197 246L198 249H199ZM202 247H203V245L201 246V248H202ZM210 247H211V246H210ZM212 247H213V244H212ZM212 247H211V249H214V248H212ZM231 247H232V244H231ZM234 247H235V246H234ZM234 247H233V248H234ZM7 248H8V247H7ZM92 248H93V247H92ZM111 248H112V247H111ZM134 248H135V247H134ZM163 248H164V247H163ZM168 248H169V247H168ZM174 248H175V246H174ZM177 248H178V247H177ZM180 248H181V247H180ZM182 248H183V247H182ZM184 248H185V247H184ZM195 248H196V247H195ZM197 248H196V249H197ZM205 248H206V247H204V249H205ZM220 248H221V247H220ZM233 248H232V249H233ZM235 248H236V247H235ZM244 248H245V247H244ZM247 248H248V246H247ZM247 248H246V249H247ZM1 249H0V250H1ZM51 249H53V248H51ZM132 249H133V248H132ZM189 249H190V248H189ZM189 249H188V250H189ZM239 249H240V247H239L238 249L236 248V250H238V251H239ZM2 250H1V252H2ZM13 250H14V249H13ZM23 250H26V247H25V249H23ZM54 250H55V248H54ZM84 250H83V251H84ZM110 250H111V249H110ZM124 250H125V249H124ZM124 250H122V251H124ZM148 250H149V249H148ZM150 250H151V252H152L153 249H150ZM150 250H149V251H150ZM183 250H184V253H185V249H183ZM183 250H180V252L182 253ZM186 250H187V249H186ZM199 250H200V249H199ZM222 250H223V248H222ZM229 250H230V249H229ZM247 250H248V249H247ZM247 250H245V251H247ZM55 251H56V250H55ZM83 251H82V253H83ZM87 251H88V250H87ZM122 251H121V252H122ZM133 251H135V250H133ZM190 251H191V250H190ZM190 251H188V252H190ZM193 251H194V250H192V253H193ZM200 251H201V250H200ZM204 251H205V250H204ZM208 251H210V250H208ZM208 251H206L207 254H208ZM218 251H220V250H218ZM218 251H217V252H218ZM223 251H225V250H223ZM240 251H241V250H240ZM4 252H5V251H4ZM109 252H110V251H109ZM109 252H108V253H109ZM125 252H126V251H125ZM171 252H172V251H171ZM195 252H196V250H195ZM195 252H194V254H195ZM197 252H199V251H197ZM206 252H204V253H206ZM210 252H211V251H210ZM214 252H215V251H214ZM217 252H215V253H217ZM229 252H231V251H228V253H229ZM241 252H243V251H241ZM18 253H19V252H18ZM122 253H123V252H122ZM122 253H121V254H122ZM131 253H132V252H131ZM144 253H145V249H144ZM168 253L170 254L169 250H167V254H168ZM177 253H178V252H177ZM202 253H203V252H202ZM204 253H203V255H204ZM223 253H224V252H223ZM225 253H226V252H225ZM239 253H240V252H239ZM1 254H2V253H1ZM55 254H56V252H55ZM133 254H134V253H133ZM133 254H132V258H130V259H132V260H131L132 263H133V259H134V258H133L134 255H133ZM149 254H150V253H149ZM149 254H148V255H149ZM167 254H166V255H167ZM179 254H180V253H179ZM186 254H187V252H186ZM186 254H185V255H186ZM190 254H191V253H190ZM194 254H193V255H194ZM210 254H211V253H210ZM210 254H209V255H210ZM237 254H238V253H237ZM53 255H54V254H53ZM83 255H84V253H83ZM117 255H118V254H117ZM119 255H120V254H119ZM119 255H118V256H119ZM122 255H124V254H122ZM198 255H200V252H199ZM203 255L201 254V256H203ZM212 255H213V254H212ZM223 255H224V254H222V256H223ZM240 255H241V254H240ZM6 256H8V255L6 254ZM18 256H19V255H18ZM47 256H49L48 258L51 257L49 254H47ZM47 256H46V257H47ZM54 256H55V255H54ZM120 256H121V255H120ZM129 256H130V255H129ZM142 256H143V255H142ZM160 256H161V255H160ZM183 256H184V254H183ZM186 256H189V255H186ZM190 256H191V255H190ZM194 256H197V254H195ZM194 256H193V260H194V258H195ZM207 256H208V255H207ZM207 256H205V257L207 258ZM217 256H218V255H217ZM227 256H228V255H227ZM236 256H238V255H236ZM71 257H74V258H73V261H72V259L69 260ZM121 257H122V256H121ZM126 257H127V256H126ZM167 257H168V255H167ZM169 257H171V255H170ZM169 257H168V258H169ZM180 257H182V255H181V256H178V258H180ZM197 257H198V256H197ZM203 257H204V256H203ZM228 257H229V256H228ZM7 258H8V257H7ZM51 258H52V257H51ZM54 258H57V257L55 256ZM54 258H52V259H54ZM80 258H82V259L80 260V262H79V261H76V263L79 262L78 264H82V263L84 262V260H85V259H84L85 256H84V257L82 256V257H80ZM99 258H102V257H99ZM99 258H97V260H98ZM127 258H128V257H127ZM171 258H172V257H171ZM176 258H177V257H176ZM184 258H186V257H184ZM200 258H202V257H200ZM209 258H211V257H209ZM231 258H232V257H231ZM239 258H240V257H239ZM239 258H238V259H239ZM2 259H3V258H2ZM2 259H1V260H2ZM77 259L79 260V258H77ZM130 259H129V260H130ZM146 259H147V258H146ZM146 259H145V260H146ZM189 259H190V257H189ZM202 259H204V258H202ZM202 259H201V261L203 262L204 260H202ZM224 259H226V258H224ZM234 259H235V260H233L234 262H233V261H229V260H228V261L231 262V263L233 262V264H234L235 262L238 263V260H236V258H234ZM5 260H6V258H5ZM75 260H76V259H75ZM124 260H125V258H124ZM141 260H142V258H141ZM168 260L170 261V259H168ZM168 260H167V261H168ZM179 260H181V259H179ZM179 260L177 259V262H176V263H178ZM207 260H208V259H207ZM207 260H206V261H207ZM215 260H216V259H215ZM230 260H231V259H230ZM14 261H15V260H14ZM14 261H13V262H14ZM54 261H55V260H54ZM125 261H126V260H125ZM169 261H168L167 263H169ZM191 261H192V260H191ZM206 261H205V264L207 263ZM209 261H211V260H209ZM209 261H208V262H209ZM220 261H221V260H220ZM228 261H227V262H228ZM1 262H2V261H1ZM18 262H19V261H18ZM51 262H52V261H51ZM146 262H147V261H146ZM165 262H166V260H165ZM195 262H196V261H195ZM8 263H9V262H8ZM15 263H16V262H15ZM53 263H54V262H53ZM56 263L58 264L57 261H56ZM64 263H63V264H64ZM127 263L129 264L130 262L127 261ZM127 263H126V264H127ZM132 263H131V264H132ZM149 263H150V262H149ZM185 263H186V262H185ZM188 263H190V262H188ZM199 263H201V262H199ZM210 263H211V262H210ZM214 263H215V262H214ZM237 263H235V264H237ZM10 264H11V262H10ZM54 264H55V263H54ZM69 264H72V263H69ZM74 264H75V263H74ZM91 264H93V263H91ZM164 264H165V263H164ZM171 264H173V262H172ZM183 264H184V263H183ZM238 264H239V263H238Z\"/></svg>",
	"mask_w": 264,
	"mask_h": 264
}]
</instances>
